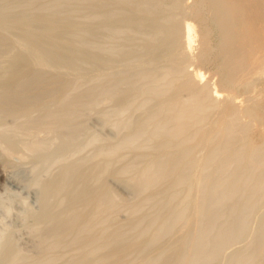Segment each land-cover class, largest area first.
<instances>
[{"label":"bare ground","instance_id":"1","mask_svg":"<svg viewBox=\"0 0 264 264\" xmlns=\"http://www.w3.org/2000/svg\"><path fill=\"white\" fill-rule=\"evenodd\" d=\"M23 1L20 0L21 3ZM25 1H24V3H25ZM27 1H28L29 4L30 3H33L32 0H27ZM27 1H26V3H27ZM29 1H31V2H29ZM34 1L35 2L33 3V5L38 0L37 1L34 0ZM39 1H38V3H39ZM62 1L63 0H58V1L55 0L56 3H54V1H51V0H48V1H45L44 0V4L42 3L43 1L42 2L40 1V3H42V4H40V3L38 4L37 3V5L36 4L35 5L37 7H39V8H40L39 5H42V6L44 5V7L41 6V8L43 10L40 9V11H39L38 8L36 10H38L41 13L43 11V13H44L45 11L48 12L49 10H50V12H53L59 6H60L59 7L60 9L61 8L64 9V7H66L69 4V2H67L68 4L64 5V1H63V3H62L64 5V7H63L62 4L59 5V3H61ZM66 1H68V0H66ZM79 1L81 2V0H79ZM87 1H90V0H86L85 3ZM119 1H121V2H118V3L122 4V7L120 6L119 8L125 9V10H122L125 13H127V12L136 13V12H139L140 11L139 13L142 12L143 15H138V16L139 17L142 16L143 17V18L141 17L142 19H144V17L149 18V19L152 16L153 17L149 21L150 23L151 22L152 23L150 25H148V27L146 25L145 28H144V26H142V27L139 26V23H140L139 20H141V19H139V17H138L139 20L135 18L137 22L133 21L134 23H131L130 24L131 27L134 28L133 29L134 31L131 30L134 33H132L129 30V29H132L131 27L130 28L128 27L130 25L127 24L128 25L127 26V29L129 30V32H128V30H126V26H125V28H123L124 29L123 30V29H120V26L121 25L117 24L118 27H119V29H120V31L122 30V32H123L122 33V32H120L118 30V32H119L118 33L117 32V29L118 28L115 25V27H116L115 29H116V32L118 34H120V35L122 34L121 36H123L125 34L124 32H127V33H129V35L130 34L132 35V40L135 38V35L136 36H139L140 35L141 37H144V39H140L141 38L140 37L138 41L145 40V38H147V39H150L151 38L150 41L146 39L147 41H145V42L147 44L143 43V44H145L144 46H146L145 49H147V47H148V49H150V48L152 49V50L150 49L151 51L157 49L158 46H160V45H158V43H156L157 40L158 41L160 40L161 46L163 45L165 47V49H167L166 46L164 45V43L165 44H166V42L168 44H169V42L174 43V42H177V40H179L182 37L184 39V41H185L186 48H184L182 51H180V53L182 52L183 54H185L184 61L187 62V64L189 65L190 68H191V66L193 67L192 69H189L188 70V67H187L188 65H187L186 66V69L184 68V70H186V75H185L186 78H185V80L181 84L180 88L176 92H174L173 95L171 94L172 96H169L168 95L169 97L168 96L165 97V99L163 100V104L164 105L162 104L160 106L162 109L159 108V107H157V111L158 112H154L153 113V111H152L153 114L147 116L146 119L144 118L145 116H143V120L141 119L142 122H140L141 124L139 123L140 125L138 124V126H137L138 128L136 127L137 128L136 129V132H134L133 135L129 133L130 136L126 138L127 139L126 141L125 140H122V143H124V145H123L124 148L123 149H127L126 147H129V149H127L126 151L131 150L130 148H134L133 149V152H135V151H138L139 152V150L141 148L140 151H142L143 154H144L145 146L143 147V149H144V151H143L142 144L144 145V144L147 143L145 139H147V138L148 139H151L150 141H148V139H147V141H148L147 144H149V146H150L151 141L154 144L157 143V142H155V140L153 141V139H156V138L157 139H160V138H162L161 136H163V141H162V139L161 140H158V144H160L159 141H162L161 144L159 145V147H160L161 150H159L158 145H156L158 147V149H156L157 147H153L154 144L152 146L153 148H151V146H150L151 149H154V148L156 149L154 151H157L158 152V150H159V152H161V153H162V149L167 152L168 149L171 148L172 145H175V144H176L177 147H179L180 144L183 145L184 143L185 144L186 143L187 144L188 143H192V141L194 139H196V136H197L198 132H200V130L202 128H204L211 121V119L218 112V110L220 109V107L222 105H225L224 104L225 102H226V105L223 106L224 107L223 110L220 109V111H219L220 114L218 113L219 114L218 120L217 121H213V122H215V125H213L214 128L211 130L212 132H210L211 133V139H210V141H208L207 144H202V145H201V143L198 144L199 142H201V140L199 142H197V144H198L197 146L198 147H199V145H201L202 147L205 148L204 151L207 150L206 148L209 149V151L207 150L208 151L207 152L208 154L205 157H202V159L199 158L197 160V158H196L198 156L197 155V156H195L196 159L193 156H189V158L191 159V161L190 160H187L186 159V158H188L187 157L188 156L187 154H189V152L191 150L190 147H188L189 150L186 149L187 146L184 147L185 150H183V148L180 150L181 147H179L178 150H173V149H175L174 147H176V146H174L171 149L173 151H176V154L174 152V155L173 156H170V155H172V154H170L169 157H168V156H166V152H165V155H164V151H163V154L162 155H164V156H162L160 154L161 157L158 156V158L154 157L153 156L154 154H151L152 156L148 158V156H149L148 154L149 153L148 152L147 153L145 152L148 156L146 155V157H145V154H144V157H142L144 159H141V155H142L141 152H139L140 153V158H139V157H136L139 154H137V153L134 154L133 152H131V151L129 152L128 151V153L131 156L136 155V156H133V157L137 158V160L140 159L142 161L143 160L146 161V158H148V159H150L152 157L154 158V160L152 159L153 161L151 160L150 162L147 159L148 161H146V164L143 165V166H142V164H144L145 162L143 163V162L140 161V163H141V168H140V166L138 165L139 164L138 161L135 160V158H132L130 155L128 156V154H127V152L125 150H124V152H126V153H120L122 151H118L119 154H121L122 157H125V156H126V158H127V156L129 157L128 158L129 159V163L125 162V163H127V164H125V166L127 165V167L124 166L125 169L127 170V172L129 170L131 171L132 169L135 170L134 168H136L137 171L140 170L138 172L135 170L137 172V175H136V173L133 174L132 176L130 175L132 178H133V176L135 177L134 179H132V181L134 180L132 183L134 185L136 184L135 186L137 188L134 186L138 190V191H136V193H137V195L139 197L141 196V199L140 200H138L137 202L134 201L135 204H133L134 202L133 203H130L131 204L130 207H128L130 205L129 203H128L129 205L126 204L127 207H128V209H130L131 213H130V211L128 209L125 208L126 207L125 204H124L125 205L124 206V205H122L123 203L121 204V201L120 202L117 201V200H119V197L117 198V196H115L117 194H115L114 191L113 192H114L115 195L113 194L112 191H109V190H111V188H109V187H108L109 190L108 189L102 190V187L103 186L101 185L102 186L101 187V190L102 191L99 190V192H97L96 194L95 193L93 194V192H92V195L90 197H89V194H88L87 195V197L89 198L88 202H86L87 200L86 201L83 200L84 198L81 199L79 197V195H77L78 192L76 190L77 193L74 192L73 195L75 197L77 195V197H79V199H75L74 196H73L74 197L73 199L79 201V202H77V205H78L77 207L80 209L82 202H84V203L86 202L85 203L86 205L84 204L85 205L84 208H83L84 205L82 206V208H83L82 210H77L78 208L76 209V207H74L72 205L76 209V210H74L72 208L73 209L72 211H77L76 215L73 214L75 212H71L69 210L71 212V213L70 212L69 213L70 214H73V215L70 216L68 214V218H66L67 216H64L66 218V220L68 219V220H72V221H69L68 222L64 218H62L63 220H62V222H61L62 224H61L59 221L61 219L60 216H62L63 214L60 215L59 217L57 215V217L60 218V219H58V218H56V219H58L57 221L61 225H60L59 228L57 227V229H55L56 227H54V231L56 230L55 233L52 232V233H54L53 234L54 235V237H53L54 242L51 241L50 242V245L52 244V247L53 248H55V247L58 248L59 246L62 248V245L63 244L66 245V243H69L67 245V247L68 246H71V248H73L72 249L73 251L71 249L70 250L73 253H74V250L76 249V250H79V254L82 252L83 254H86V256H87V253L88 254L90 252L92 253V251L94 250L95 245H97V244H98L97 245L98 247H101L102 248V246H103V248H104L103 250H105V248H106L105 244L111 243L110 241L115 242V241L119 240V238H121L120 240H123L121 236H124V238H125L126 237V234L127 235L129 234V233H126V231H125L126 229L123 230V226H121L122 225V221H121V224H120V222L118 223V220H117L119 218L118 217V214H121L120 213L121 211H126V212L129 211L131 218H129L128 220H130V219H132V216H134V214L136 215L135 217H137V213L144 206V208L141 211L143 213V211L145 210V208L148 207V204H149L150 207H151V205L153 206V210H156L157 208H155V207H157L158 204L160 205V202L157 201L158 204L156 205L155 199L156 200H160L162 197L165 199V195L164 196H161V198L158 197V195L159 194L162 195V193L164 192V190H166L165 192H167L169 190L171 191V189H165V186L163 184L165 180L167 181L169 179V182L171 180H173V182H174L173 183L171 181V184L173 183L174 185L172 184V185H169V186H168V184H170V183L168 181L165 182L166 185H167V187H169V188L174 187L175 189H176V187L177 188L179 187L181 189V187L183 185L185 186V184L187 182V179L190 176H192L193 174H195V173H193V174L190 175L189 173H191L193 171L194 172L196 171L197 176L195 177L193 175L195 177V183H194V185H192L191 183H189L188 185H191V187L189 186L190 189L187 190L188 193L187 192H185L186 194L184 193L186 197L188 196L185 199L190 198V196L193 197V205L192 206L194 207V210L190 206L191 207V213H190V215H187V213L189 214L190 210L188 208L189 205L188 206H185V205H187V202L190 203V201H191L192 198L189 201L186 200L187 202L182 199L183 201H185V203H184L185 205L183 207L184 209L178 208L179 209L178 212L177 213L174 212L175 214L172 215V217H170V215L168 217V215L166 214L167 215L166 218H169L170 219V220L169 219L166 220V222L164 220V222L167 225V227H169L168 231H167L166 228H165V231L162 230L164 228V226H166V225L163 224L164 222H163V219L161 218L162 219V222H163V223L162 222L161 223L164 226L162 228L161 227L162 225L160 226V224H159L160 227H158V228L159 229L161 228V230L163 231L162 232L160 230L161 233H163L162 235H164V232L166 233L165 235H167V233L170 232V230H172V228L170 229V226L172 224H169L170 225L169 226L168 225L169 222L170 223L173 222V225H174V222H176L177 220L180 221L179 219H181V218L183 220L184 219L183 217H185V216H188V221H189V223H188L189 225H187V226H189L188 229L185 226V224H184V226L186 228L185 229L182 228L183 229V232H185V233H183L184 236H182L183 234L181 233L182 234L181 235L182 238L180 237L181 241L178 242L179 238L175 239L177 237V235L174 238V240H177L178 245L176 246V243H177L176 242V243H173V245L175 244V246L172 247V240L173 239L171 240V243H168V245L170 247H172V249H174V247H175V251H174L175 253H174V255H172L173 254V251H172V253L170 252L172 258L169 257V261H171L170 259H172V261L169 263L168 259H166L168 257V255H169V253H166L165 251L164 252L166 254H164V255H167V254L168 255H167V257L164 256V258L168 262L163 261L164 259L162 261L165 262V263H169V264H207L209 262L210 263L211 262L213 263V261H216L214 259H216L217 256L219 254H221V252L223 254V251H225L227 249V247H229V246L231 247L232 245H235L234 242H236L235 241L236 239L238 240V237L239 236H243V235H241L242 234V230L244 231V233H246V236L245 237H247V232H249V231L243 229L244 228L243 223H244V221H247L246 218H249L250 219V220H248L249 223H252L254 221L252 219V217H254V215L252 217L251 216L248 217L247 214L248 215L249 214H253L254 213V210H256V209L253 210V208H256L259 204L260 205H263L261 203L264 200V0H163V2L165 4H163L162 1H161V3L163 4V7L164 8H162V6H161V9L160 10H157V11H154L155 9H157V7L154 8L153 3H152V6L153 7H149L151 5H149L148 2L147 3L146 2H143V0H119ZM150 1L151 0H149V3H150ZM152 1H154V0H152ZM3 2L1 1L0 7H3L5 9V7L7 5H10L9 6L10 8H11L12 5L14 7L15 4L18 3V0L16 2L15 1H11L13 3L15 2V4L11 3V4H7L6 6H2V3ZM8 2L6 0V2L4 4H6ZM70 2H72V0ZM83 2H84V0H82V3ZM24 3H22V5L25 6L26 3L25 4ZM28 3L26 5H28ZM85 3H84V5H87V7L91 5V4L88 5L89 2L87 4H85ZM92 3H93V1H92ZM95 3H96V1H95ZM118 3L115 2V0H108V1H106V0H97V3H96V5H97L96 7L97 8H94V9H95V11L97 10L100 15H103L104 14L103 17L109 16L110 18H112L110 15L111 14H114V13L112 12V10H110V8L112 6L118 7V5H119ZM46 4L47 5L48 4H52V5L58 4V5L55 6L54 9L52 8V6L48 5V9L49 10H46L45 9ZM75 4H77V3H75ZM155 4H157V6L160 5L159 3H157V1H155ZM22 5L20 4V6H22ZM69 5H71L72 7H75L74 3H71ZM80 5L81 4H79V7L78 6H76V7L79 8V9H80V7L82 8V6H80ZM92 5H94V4H92ZM145 5H149L148 6L149 8L147 6L145 7ZM36 6H34V7H36ZM13 7L11 9L13 11H16L14 13H17L18 4L14 7L15 9H13ZM28 7L29 6H27V7L25 6L24 9H27ZM32 7L33 6H30L29 8H31V10H32L33 9ZM3 8H0V9L3 10ZM22 8L23 7H21V9ZM29 8L27 10V12L29 14L31 12H32L31 13L32 15H33L34 12H36V13L39 14V12L36 11L35 9H33L31 11V10H29ZM70 8L71 7H68V10L67 11H69ZM159 8H160V6H159ZM8 9L9 8L7 6V9L6 10L7 11H9V10L11 11V9H9V10ZM65 9H67V7ZM88 9L93 12V14H92L91 11L89 12V14L91 13L92 14L91 16L93 17L94 14H95L94 13V10H93V6H92V9H90V7H88ZM6 10H4V11L7 12ZM120 10L118 12L119 13L118 14L119 17H121V16L123 18H124V16L126 17L125 13L123 15L121 13V15H120V12H122ZM25 11L26 10H24L23 12H25ZM59 11L61 12V10H57L56 13H59ZM67 11L64 10V12H67ZM113 11H114V9H113ZM47 12H45V14ZM106 12H108L109 15ZM153 12L154 13L156 12V13L153 14ZM21 13H22V11H21ZM21 13H19V14H21ZM105 13H106V15H105ZM7 14H9V12ZM129 14L127 16L128 18L131 15V14L130 15ZM17 15L15 14V16H17ZM32 15L30 17H32ZM87 15H86V17H87ZM95 15H96L95 16V19L96 18L99 19L97 17L98 14H95ZM100 15H99V17H100ZM114 15L117 16V14H114ZM22 16H26V15L23 14ZM40 16H42V15L40 14ZM18 17H20V15ZM35 17H37V15ZM92 17L90 19H92ZM22 18H24V17H22ZM131 18H133V17H131ZM70 19H72V18H70ZM103 19H105L103 23H106L105 21L106 20L108 21L109 18H107V19L106 18H102L100 20L103 21ZM124 19H126V18H124ZM73 20H76V19H73ZM85 20H87V19H85ZM92 20H94V19H92ZM100 20H99V22H97L98 20L97 21L94 20V21H96L97 23H100L101 22ZM144 20L143 21L145 23H148V21H146V19H144ZM76 21H78V20H76ZM79 21H82V20H79ZM113 21L114 20L112 19V23H113ZM143 21H142V25H143ZM85 22H87V21H85ZM108 22L106 24H108ZM122 22H124V21H122ZM173 22L174 23L177 22L176 23V26H174V23ZM74 23H76V22L74 21ZM126 23H128V22H126ZM129 23H130V20H129ZM170 23L173 24V26L171 25V27H174V28L171 29L168 32L169 28H168V25L167 24H170ZM84 24H86V23H84ZM113 24H115V22ZM34 25H37V24L35 23ZM110 25H111V23H110ZM123 25H122V27H124ZM76 26H78V25H75L74 27H76ZM88 26L90 27V25H88ZM55 27H56V25H55ZM136 27H137V29H135ZM140 27L143 28V29H146L147 31L150 29L149 33L151 32V34H152L153 37L150 36L151 34H148L147 35L148 37H147L146 34L148 32L144 33V35L146 37L143 34H141V31H139V30H142V29H140ZM42 28H44V27H42ZM52 28H53V26H52ZM105 28H106L107 32L108 31H111L113 29V28H108V27H105ZM89 29L91 31V27ZM94 29L96 30V27L95 28L93 27V30ZM109 29H111V30H109ZM52 30L53 29H51V31ZM84 30H82V31H84ZM97 30H96L97 32H96L95 35H98V32L101 30L100 26L97 27ZM137 30L140 33H137L136 34L135 32H138ZM48 31H49V29H48ZM74 32H77V31L74 30ZM84 32H86V31H84ZM84 32H82V33H84ZM93 32L95 33V31H93ZM114 32H115V30H114ZM142 32H144V31L142 30ZM41 33H42V31H41ZM68 33H67V35H68ZM78 33H79V31H78ZM94 33H92V34H94ZM102 33L103 32H101V34ZM69 34L71 36L70 35H68V36H70L71 38H73L72 36H74V35H72V34H74V33H69ZM111 34L114 36L116 33L115 34L114 33H110V35ZM76 35H78V34H76ZM76 35H75V38H76ZM85 35H87V33L86 34L84 33V36ZM88 35H87V37H88ZM112 35L110 37H112ZM129 35L127 34V36H126V38L128 40H130L129 38H131V36L128 37ZM2 36H4V35H2ZM2 36L0 37V39H1L0 40V43L1 42H4L2 40ZM28 36H30V35H28ZM68 36H66V37H68ZM80 36H82V35H80ZM80 36H78V37L81 39ZM106 36L109 37V34L108 35L106 34ZM116 37H113V38H116ZM118 37H120V36H118ZM157 37H158V39H157ZM63 38H65V37L63 36ZM86 38H84L85 39L84 41L87 40ZM92 38L94 39V37H92ZM154 38H155V40H154ZM80 39H79L77 45L79 43L80 44L83 43V41H82L83 39H81V40ZM61 40H62V38H61ZM96 40H98V38ZM99 40H100V38H99ZM115 40H118V39L116 38ZM152 40H154V41H152ZM133 41H135V39ZM133 41H129V42H133ZM138 41H136V42H138ZM101 42H103V40H101ZM101 42L99 41L100 44L99 45H96L95 47L100 46L99 47V48H101L100 52L101 53H104L106 49L103 50L104 52H102V49H103V47L106 48V46H103L102 47L101 44H103V43H101ZM196 42H197V47L195 46V43ZM88 43H90V41H88ZM172 43H170V44H171V46L173 48L170 46V47H168V49L169 48H172L174 50L176 45L173 46ZM4 44H5V42H4ZM93 44H94V41H93L92 44L90 43L91 46ZM95 44H98V41ZM84 45H85L84 43H83V46H82V44L80 45L82 49H83V47L86 46V45L85 46ZM90 45L88 44V46H86L85 48L91 47ZM134 45H133V47H135ZM137 45H138V43H137ZM142 45H141V49L145 50L143 48L144 46H142ZM177 45H179V44H177ZM40 46H42V45H40ZM161 46H160V49H161ZM11 47H12V45H11ZM11 47H8V49H10ZM121 47H124L123 46V42H122V46ZM121 47H120V44H119L118 49H115L114 50V53L117 54L116 50L125 49V47L124 48H121ZM194 47H196V49H198L196 53L194 52V49H195ZM3 48L5 49V46L4 45H3ZM4 49H2L1 51L3 52ZM89 49H86V50L90 51ZM141 49L140 48L139 49L138 48L137 49L135 48V50L136 51L138 50V52ZM172 49L171 50L169 49V50L172 52ZM94 50H96V49H94ZM108 50H110V51L108 52L106 50L107 53H111L110 55L113 56L114 55V54H112L113 51L111 52L112 49L109 48ZM130 50H131V48H130ZM157 50H155L156 53L158 52ZM46 51L48 52V50H46ZM98 51H99V49H98ZM124 51H122V52L124 53ZM131 51L133 52L134 50H131ZM49 52H51V51H49ZM63 52H64V50H63ZM95 52L93 51V53H95ZM100 52H96V53H100ZM126 52L124 53L125 55L127 54ZM138 52H136V53H138ZM142 53H145L146 54L147 52L144 51ZM154 53L151 56H154ZM116 54H115L116 57H119V55L120 56L122 55L121 54V51H120V54H118V55H116ZM139 54H141V53L140 52L138 53V55H137V57L139 56L138 58H142L141 56L144 55V54L143 55H139ZM160 54L164 55L163 53H160ZM48 55H47V57H48ZM74 55L76 56V54H74ZM99 55L98 56L96 55V56L99 57ZM128 55H126V56H128ZM156 55H159V53H157ZM162 55H159V56H162ZM132 56L135 57V54L132 55ZM51 57H50V59H51ZM56 57H57V55H56ZM69 57L71 58V56H69ZM93 57H94V55H93ZM157 57H155L156 60H157ZM61 58H59V60ZM78 58H80V57H76V59H78ZM89 58L90 59H95L96 57H94V58L89 57ZM151 58H150V60H151ZM159 58L160 57H158V59ZM26 59H28V58H26ZM65 59H64V61H65ZM103 59H106L107 60V58H105V57ZM72 60H73V58H72ZM82 60H83V58H82ZM100 60H101V58H100ZM106 60L104 62H106ZM75 61H77V60H75ZM60 62L62 63V61H60ZM71 62H70V65H71ZM14 63H15V65L17 64L16 62H14ZM26 63H27V61H26ZM84 63H85V61H84ZM93 63L96 64V61L93 62ZM76 64H78V63H76ZM86 64L91 65L90 63H87V62H86ZM19 65L17 64L16 69H18V68L20 69V67H18ZM28 65H29V63H28ZM22 66H23V64H21L20 71H17L15 73V75H13V73H9V74H12V76H13L11 80H10V78H5L6 76L4 77L5 79L10 80V81H9L8 84H6V82L5 83L3 82L6 86H4L2 88V90H0V112H3V113L5 112L4 110L6 108H3V107H7V109H10L11 110V111H8L7 110V112H5V113H10V112H12V110L17 109L16 111L18 113H20V114L24 113L25 114V115L24 114L23 115H20V116H22V118L23 117L25 118V116H29V117L32 116V113L30 112L31 111L30 109L32 107H37V109L40 112H41V110L39 108H41L42 110H44V108H45L44 112L43 111L41 112V113H43V114H41V117L38 115L39 116V119L38 118L36 119V117H35V119H36L35 120L34 117H32L35 120V121H32L33 119L31 120L30 119L31 117L30 118L27 117L28 119H30L28 121H30V122L32 121L31 123L28 122V121H25L26 119H24L23 121H25V124H23L24 122H22V123L19 122V124L21 123L22 124L21 126H24V125H26V124L29 123L28 124V126H29L28 127V131H30L29 130V128H30V129L34 130L33 132H37V131L42 132L41 133L42 135H43V130H46L47 129V133H48L49 130L61 128L64 125L67 126L68 120L71 121V123L69 122L68 126L65 127V128H69L70 129L72 127L71 128L72 130L75 129L76 127L75 128H73V127L76 126L77 123H76V125H74V122H77L79 119H78V117H76V119H78V120L77 121L74 120L75 118L73 117V114H74L75 111L77 113L79 107L82 108L81 105H83V104L86 103V102H84L85 101L84 97L86 98L87 95L85 96L84 94H87V93L84 92V91L80 92L79 91V88H78L79 86L76 85V86H78L77 87L78 90H77V88H76V90L79 91L80 93L77 92L76 90H73V88H71L74 91V93H75V94H72L73 91L70 90V87L69 86L67 87V85H68V84H66L67 82L66 83L62 82L61 78H59V77H53V75H52V77H48V76H40V77H37L38 74L34 75L35 73L33 74L32 71H31L32 73L29 72L24 66L23 67ZM163 67H165V66H163ZM176 67H178V66H176ZM36 69L39 70V68H36ZM36 69H35V71L37 72ZM179 69L175 68V66H172V68L169 67V68H163V69H161V71L158 70V72H161L160 74L158 73L159 75H157V71L156 70H155L156 71L155 72L156 75H153V72H152V76L148 73L149 74V77H148V74H146V76H147L146 78H149L150 79L148 85L150 83L153 84L154 82H158L156 84H158L159 86L157 85V88H156V84L155 83L152 86L151 85L147 86V81L149 79L148 80L147 79L143 80L144 78H142V80L144 82L147 80L145 82L146 85H145V83L143 84V85L147 86V88L145 86H144V88L147 90L148 88L149 89H152V87H154V91L152 89L151 91H153V92L151 94H155V95L157 94L156 97H158L159 94H162V93L165 94L166 91L163 89L165 85L164 86L162 85L163 86V88H162V86L160 87V83L159 82L160 81L161 82L164 81V83L166 82L168 85L171 84L172 82H175L174 81V79H175L174 77L177 74H178L177 75L178 76L177 78H179L181 74H185L182 71L183 70V67L181 68V71L182 72ZM142 70L141 71L138 70V72H140V73L145 72V71H142ZM147 70L148 69H146V72H147ZM41 71L42 70L40 69V72ZM43 71H45V70H43ZM135 72H133V75H134ZM179 73H180V75H179ZM42 74H44V73H42ZM130 75H131V73H130ZM135 75L137 76V78H138L137 80L139 82L140 81L142 82V80H141V77L142 76L145 77V75H141L140 80H139L138 74L136 73ZM119 76L120 75H118V77ZM127 76H129V75H127ZM127 76L125 75V78H123L124 77V75H123V77H122L123 80L126 79ZM106 77H108V76L106 75ZM129 77L134 78L133 76H129ZM98 78L99 79H96V80L98 82H100V77H98ZM104 78H105V76H104ZM109 78L111 80H113V81H111V84H113L112 82L117 81L119 83V85L122 86L121 85L122 83L119 82L118 79L115 80L116 79L115 77L112 76V78L111 77H109ZM121 79L119 78V80H121ZM37 80H39V81H37ZM102 80L103 79H101V82H102ZM104 81H105V79H104ZM128 81L127 82L126 81H123V82H126V84H127ZM131 81H129V83H128V88H129L130 84L132 86L133 83L139 85L138 82L136 83L133 80L134 82L132 83ZM151 81H153V83ZM19 83H20V85H21V83L25 84V87L22 90L19 89L20 88V86H18ZM75 83H73V84H75ZM105 83H107V84L109 83V85H110V82L109 81L108 82L106 81ZM0 84H1V82H0ZM73 84H71V87H73ZM92 84L94 85V83L91 82V85ZM79 85H80V87L83 88L86 84L84 86H81L82 84H79ZM102 85L101 86L99 85V87L100 88L103 87ZM105 85L106 84H104V87L103 88L106 89L107 88L106 86H108V85H106V86ZM114 85H115V83H114ZM168 85H167L168 88L166 86L165 87L167 89L170 88L172 90V88L170 87V85L169 86ZM17 86H18V89H17ZM55 86H57V88H58V86H60V91L59 90H56V91H59L60 92L58 98L55 96V99H57V101H55V103L57 102L56 109H50V108L53 107V106L52 107L50 106V104H53L52 103L53 100L51 101L49 99L47 101V102H49L48 103L49 105L48 104L46 105L48 107H44L43 102L40 103L41 102V99H42L40 97H42L44 94L46 96V94H47V96L49 95L48 98H52L53 92L56 93L55 92V89H57ZM111 86L114 87L113 88L114 90L112 89V87H110L109 93L111 92V90H112V93H113V91H116V89L118 90V93H119L120 90L115 87L116 85L115 86L111 85ZM135 86L133 85L132 87L135 88ZM140 86H142V84ZM140 86L137 87V90L140 89ZM89 87L90 88H93V89H90L91 91L94 90V86L93 87L89 86ZM96 87H98V86H96ZM123 88L125 89V88H127V86L126 87H123ZM123 88L120 87V89L122 91H123ZM133 88L129 89L128 92L126 93V95L123 92H122V94L119 93L121 95L124 94L123 97H122V98H124V100L123 101L122 100H119L120 101L119 104H122L121 105L122 108H120V107L118 108V106H120V105L116 102L118 104V106H117V108L115 107V109L113 111L114 112V115L119 114L121 116V114H122V113L119 112V110H117V112H116L117 114H116L115 113L116 109H120V110L122 109L121 111L123 112V114L126 115L125 111L128 110V107L129 106H131V102H132V104H134L136 102V101H134V99L136 97L135 94L138 95L139 92H140V90L141 91L143 90V94L146 93L145 92L146 90L144 91V88L138 90L139 91V92L137 91L138 93H136V90L133 89ZM158 88L159 89L162 88V90H156ZM99 89H98V91L100 92ZM80 90H81V88H80ZM95 90H96V88H95ZM104 90H103V92H104ZM107 90L108 89H106V93L108 95L107 96L105 95V96L108 97V98H110L111 96L109 95V93L107 92ZM173 91H175V90H173ZM94 93L96 94V92H94ZM141 93L142 92H140V95H142L144 98H146L145 100H147V97H148L146 95L147 93L145 95H143ZM76 94H78V96ZM95 94H93V97L94 96L96 97L97 94L96 95ZM99 94L102 95V96H104L102 94V90H101V92ZM114 95H116V94H114ZM121 95H119V96H121ZM148 95H150L149 92H148ZM116 96H118V95H116ZM142 96H138V97H142ZM154 96H151V97H153V99H154L155 98ZM98 97L99 96L97 95V101L98 102L100 101V103H101L102 100H104V98L100 97L99 98L100 100H98ZM112 97L114 98L113 95H112ZM88 98H89V95H88ZM88 98H87V100L89 101ZM144 98H142L141 102L143 101ZM45 100H47V99L45 98ZM93 100L90 99V101H91V102L89 101L90 104L92 103ZM109 100H111V99H109ZM160 100H162V99H160ZM94 101H93L94 105L97 106L98 105V102L95 103ZM106 101H107V99H106ZM147 101H149V99ZM93 103L91 105H93ZM142 103L145 104V103H148V102L145 101V102H142ZM154 104H156V103H154ZM140 105H141L140 103L139 104L137 103V106L138 107ZM55 106H56V104H55ZM84 106H86V105H84ZM95 106H93V107H95ZM145 106H147V105H143V107H145ZM155 106H157V105H155ZM87 107L90 108L89 106H87ZM87 107H84V108L87 109ZM18 108L21 109V110H24V111H20V110L18 111ZM140 108H142V107H140ZM2 109H4V110H2ZM123 109H126V110L123 111ZM135 109H138V108H135ZM159 109H161V110L159 111ZM154 110H155V108H154ZM79 111H80V109H79ZM79 111H78V113H79ZM134 111L135 110H133L132 112H134ZM81 112H83V109H82ZM5 113H4V115H5ZM18 113H17V115H19ZM13 114H14V111L12 112V115ZM15 114H16V112H15ZM17 115H15V116L17 117ZM35 115H36V113H35ZM79 115H81V113H79ZM119 115H117L118 118H119ZM6 116H7V114H6ZM33 116H34V114H33ZM70 118H73V119L70 120ZM20 120H21V118L18 119V120H15V121L17 122V121H20ZM122 121H124V119ZM120 122H117V123L120 124ZM213 122H212V124H213ZM17 125H18V123L16 124V126ZM70 125H71V127H70ZM12 126H13V124H12ZM12 126L10 125L9 127H11V128L8 127V129H10V130L13 129L14 130L16 128L15 126H13V128H12ZM6 127L7 126H4L3 128L5 129ZM19 128H21V127L19 126L18 129ZM23 128H22L23 131H25V126ZM4 129H2V130H4ZM8 129H7V131H10ZM66 130H68V129H66ZM72 130L71 131L70 130L69 131H66V132H69V133H67V134H69L67 136H66L65 131L62 130V132L65 133V135L61 132V134L63 135V137L62 136H60V137L62 139L64 137H66L65 139H68L67 138L68 136L69 137L70 136L72 137V135H73ZM209 130H210V128H209ZM5 131L6 130H4V132ZM20 131H21V129L19 130V132ZM53 131H55V130H53ZM57 131H58V133H55V135L60 133V130H57ZM25 132L27 133V131H25ZM31 132L32 131H30V133L28 132V134H31L32 135ZM70 132L72 133V135H71ZM201 132H203V131H201ZM207 133H209V132H207ZM207 133H206V135H208ZM37 134H38V132H37ZM37 134L35 133L36 137H37ZM31 135H29V137H32ZM38 135H40V133ZM59 135H58V137H59ZM201 135L199 137H201ZM25 136H26L25 138L27 139L28 138V135L25 134ZM127 136H128V134H127ZM143 136H145V139L143 138ZM158 136H159V138H158ZM71 137L69 138V140L71 139ZM199 137H197V139H200ZM206 137H204V138H206ZM41 138L39 139V141H40V143L38 145L39 148H41L40 146H44V143L42 144ZM139 138L145 140L146 143H144V141L141 140L143 142V143L141 142L142 143L141 144L140 141H139ZM204 138H203V142H204ZM29 139H31V138H29ZM32 139H33V137H32ZM32 139L30 141H32ZM34 139H33V141H34ZM30 141H27V142L30 143L28 145H33L34 143L32 142V144H31ZM137 141H139V142H137ZM205 141H206V139H205ZM27 142H26L25 146L27 145ZM122 143L120 142L119 145L117 143V145L116 146L114 145V147H112V148L114 149L115 147H118V149H119V147H121L120 144H122ZM139 143H140V146H141V147L139 146L140 148L137 147V145H136V144H139ZM134 145L137 148H139V150H137ZM194 146H196V144L195 145L193 144V147H191L192 150L194 149ZM197 146H196V148H198ZM26 147H29V146H26ZM177 147H176V149H177ZM30 148H31V146H30ZM112 148H110L109 150H111ZM147 148H149V147L146 145V149ZM150 148L147 149V150L150 151L151 150ZM1 149H2V147H1ZM113 149H112V151H109V152L107 150V153L108 154H106V151H104V152L101 151V152H99L100 154H98V155L100 156L101 153L103 152L104 157L113 156V154L115 155V152H116V149L117 148L115 150H113ZM171 149H169V150H171ZM32 150H33V147H32ZM34 150H35V148H34ZM1 151H3V150H1ZM6 151L8 152V149ZM173 151L171 153H173ZM195 151H197V150H195ZM195 151L193 150V151H191V153L192 152H195ZM112 152H113V154H112ZM168 152H170V151H168ZM3 154H5V150H4V153ZM6 154L9 155L8 153H6ZM103 154H102V156H103ZM122 154H125V156L122 155ZM157 154H155V156H157ZM205 154H206V152H205ZM116 155H118L117 152H116ZM118 156H120V155H118ZM130 157H131L132 160L130 159ZM191 157H193L194 159H192ZM219 158L222 159L221 160V164L218 163V162L217 163L214 162L213 163V166L214 165L217 166V164H219L220 166H218L217 168H214V170L212 168L213 171H210L211 173L208 171L209 172L208 173L207 172V169L205 170L204 167L207 164H209L210 162H213L214 160L215 161H218ZM130 161H133L134 163L137 162L136 165L138 167L133 162H131L132 164H130ZM75 168H77V166H75ZM75 168L72 171L73 174L70 171L72 175H74V172L77 170ZM99 168H100V166H99ZM206 168H208V167H206ZM103 169L104 168L99 169L101 175H105L106 172H108V171L103 172V171L106 170V169L105 170H103ZM67 170H69V169H67ZM101 170H103V171H101ZM120 170H122V169H120ZM203 170H205L206 172L203 171ZM124 171L125 170L123 169V172ZM66 172H65V176H67V179L68 180L66 179V177H64L63 179H65V182H66V180L69 181L68 176L69 177H72V175H69ZM70 172L68 171V173H70ZM102 172H103V174H102ZM119 172H120V174L123 173L121 171H119ZM81 173H83V172H80L79 175H82ZM83 174H85V173H83ZM100 174L98 176V173H97V175H96V176H98V179L97 180H99V177H101ZM77 176L78 175H76V177ZM130 176H129L128 181L131 178ZM80 177H78V178L80 179ZM83 177H84V175H83ZM84 178L81 177L80 180L82 181V179H84ZM86 178L88 179V177H86ZM89 178H90V176H89ZM191 178L192 177H190L189 179H191ZM207 178L210 179V182L208 183L207 187H205V186L203 187L204 180L209 181ZM73 179H74V182H77L75 180V178H73ZM101 179L102 178H100V181H101ZM189 179H188L189 182H192V181L194 182V180H193L194 178L191 179V181ZM85 181L87 182V180H85ZM102 181H101V183H102ZM161 181H163V183ZM207 181H205V182L207 183ZM74 182H73V184H74ZM86 182L85 183L84 182L83 183H80L79 182L80 186H79V184L78 185L76 183L75 184L77 185V187L82 188V189L78 188L82 192L83 191V187H85V186H83L84 184L86 185V187L89 186V184L87 185ZM88 182H89V180H88ZM129 182H131V180ZM158 182H161L162 183V185H161L162 187L164 186V188H163L164 190H161V191H163L162 193H160V191H157L158 186H160V184H161V183L159 184ZM81 184H83L82 185L83 187H81ZM106 184H105V186H106ZM188 185L185 186V187L186 188H189ZM105 186H104V188H107ZM90 187H92V186H89L87 188H90ZM154 187L157 188L156 189V192L154 190ZM160 187H159L158 190L162 189V187L161 188ZM185 187H182V188H184L183 190H185ZM73 188H76V187H73ZM179 188H178V191L180 190ZM151 189H153L155 193L159 192V194L157 193L158 195L153 192L156 195V197L159 198V199L156 198L155 195H154V198H155V199H153L154 201H150L153 204H150V202L148 201L150 199L152 200V197H151L152 196L151 195L152 192H151V194H148V193H150L149 191ZM92 190H94V189L92 188ZM193 190L194 191H197L196 192L197 193L196 197L193 196V194L191 195V193H192L191 191H193ZM72 191H75V189L74 190L72 189ZM84 191H86V190H84ZM94 191H96V190H94ZM180 191H182V189ZM180 191L178 192L179 195L181 193ZM81 192H79L80 195L83 194V192H82V194H81ZM175 192H176V190H174V195L168 196V198H171L170 200H171V203L172 204L170 203V200L167 198V195L168 194H166V199H167V201L169 200L168 203L171 206L172 205H175V204H179L178 202L175 203V201L177 200V198H180V197L184 196V195H182L180 197L179 196L174 197V196L177 195V192H176V195H175ZM89 193H91V191ZM172 193H173V190L171 191L170 194H172ZM85 194H87V193H85ZM174 198H176V200ZM80 200H81V203H80ZM172 200H175V201L172 202ZM147 201H148V203H147ZM183 201H180V205L183 203ZM69 203H70V201H69ZM74 203H75L74 205H76V202L75 201H74ZM78 203H80V204H78ZM166 203L167 202L164 201V205H166ZM173 203H175V204H173ZM191 203H190V205H191ZM120 204H121L122 207L120 206ZM169 204H167V205H169ZM79 205H80V207H79ZM180 205H177V206L180 207ZM161 206H163V205H161ZM161 206H159V207H161ZM225 206H227L226 207L227 210H225V208H224ZM165 207L167 208V206H165ZM260 207H259L261 209L260 211H263L264 206H263V209H262V206H260ZM168 208L169 209H172V210L174 208V211H175V208L176 207L174 206V207L170 208L168 206ZM147 209H146L145 213L148 212ZM249 209H251V210L249 211ZM187 210H188V212H187ZM192 210H193V212H192ZM258 210H257V212H260ZM82 213H85L86 214V218H85L86 220H85V222L83 221V219L81 220ZM142 213H141V218L139 216L140 215V213H139V215H138L139 218H133L129 222L127 220L128 223H126L125 225H126V227L129 228V230L134 229L135 230L134 232H136V229H138V228H139V230H142V233H140L141 231L138 230V233H140L139 236H142L143 232L146 231V233H144V235L146 236L147 234H149V231H148L149 229L148 228L151 227V226L149 225V227L147 228L148 230L143 231V229H142V228H144L143 226H145V225L148 226V223H146L144 221V219L145 220L146 219H149V217H148L149 215L148 216H145L144 215L145 213L144 214H142ZM142 215H144V217ZM225 215H227V216H225ZM69 217H72V218L74 217V218L73 219L72 218L70 219ZM158 217H159V215H158ZM158 217H156V220H158ZM160 217H162V214H161ZM160 217H159V219H160ZM225 217L226 218H228V217L231 218V220H230L229 223H231V221L233 220V218H234V220L236 218L237 219V220H235L236 224H234V225L229 224ZM163 218H165V217L163 216ZM153 219H150V222H152ZM52 220H53V218H52ZM64 220L67 222V224H66V222ZM251 220H253V221H251ZM141 221H144V223H146V224L145 225H142L141 224ZM153 221H154L153 223L158 222V221L155 222V220H153ZM186 221H187V219L185 220V223H187ZM58 222L55 223V224H57V226H59ZM82 222H84V223H82ZM150 222H149V224H150ZM153 223H152V225H153ZM158 223H160V222H158ZM179 223H181V222H179ZM118 224H120V228L122 227L121 229L120 228H118V229L117 228L112 229L113 230L112 233H114V231H115V233H114V235L116 234L115 236H117V234H118L117 237L120 236L119 238L116 237V240H115V236L113 234H112V236H114V237H110L111 232L109 233L108 230L110 228L115 227V225H118ZM259 224L262 225L261 223H259ZM140 225L142 226V228L140 227ZM176 225H177V223L174 226H176ZM230 225H231V228L229 227ZM153 226H155V224ZM94 227L98 228V230L95 231V232L92 231V230H94ZM255 227H257V226H255ZM96 228H95V230H96ZM155 228L153 229V231L155 230ZM247 228L249 229V227H247ZM260 228L262 230L260 232L261 235H259V236L257 235V237L259 239L255 236L258 239V241L256 239L257 243L252 246L253 242H252L251 239H249V241H246L248 243L246 244V242H245L246 245L244 244L245 245L244 247H246L247 245L248 246L250 245L252 247H248L247 246V249H245V248L242 247L243 250L245 249V251L244 252H240L238 254H236L234 252L236 255L233 258L232 257H229L230 260H231L229 262V264H252L253 262H258L259 264H264V225H263V228L262 227H260ZM255 230H257V229L255 228ZM73 231H75L74 232L75 235H74ZM156 231H158V233H155ZM156 231L154 232L155 234L153 232L151 233L152 234V237L150 236L151 239L152 238H155V235H158L159 234L160 231L158 229ZM245 231H247V232H245ZM127 232H132V231H127ZM181 232H182V230H181ZM108 233L110 235H108ZM257 234H259V232ZM71 235H72V237H71ZM136 235H137V232H136ZM179 235H180V233H179ZM69 236L72 239H70ZM129 236H130V234H129ZM160 236H161V234L158 235V236H156V238L153 239L154 241H150L151 239H149V243H150L149 246L151 245L152 242L155 243V240L159 241L158 239L161 238ZM106 237L107 238H110L109 239V242H106V243L104 242V244H103L102 243L103 241H108V240H106L107 239ZM136 237H135V239H136ZM112 238H114V241L112 240ZM240 238H243V237H239V239ZM53 239L51 238V240H53ZM138 239L140 240L142 238L139 237ZM144 240H146V241H144ZM49 241H50V239H49ZM132 241H130V242H132ZM141 241L147 242V239L143 238V240H141ZM134 242H135V240H134ZM134 242H132V243H134ZM141 243H143V242H141ZM166 243H167V241L164 244L166 245ZM140 244L137 245V246H140ZM48 245H49V243H48ZM127 245L128 244H126V246ZM130 245H132V244L129 243V246L127 248H126V246H124V248H126V249H125V251H124V249H122L123 252L118 250L119 252H121V254H118L117 253V254H115L116 256L112 254V256L110 255V256L107 257L105 255L106 257H103V258L100 257V259L103 262V263L102 262L101 263L102 264H113L114 261L117 260V261H119V263L122 262L124 264L123 261H126V260L128 261V259H129V256L128 255H130V254L132 255V253H134V250L136 251V249H137V248L134 249ZM134 245H135V243H134ZM154 245L155 244H153V248L151 247L152 251H150V252H155L156 250L159 249L157 247H154ZM163 245H161L162 246L161 248H163ZM168 245H166L167 248L169 247ZM141 246H142V244H141ZM143 246H145V244ZM63 247H65V246H63ZM166 247H164V248H166ZM50 248H51V246H50ZM63 249L65 251H68L69 250V249H66V248H62V250H60L62 253L58 250L60 252L59 253L57 251V249L55 248L56 252H58V253L54 257L56 258V256H58V254H59V256H61L64 253ZM153 249H155V251H153ZM170 249L171 248H169V250ZM48 250H49V248H48ZM55 250L52 249V252L51 253H53V251H55ZM98 250H101V249H98ZM114 250L115 249H113V251ZM149 250H150V248H149ZM150 252L148 254H152ZM164 252L161 251V252H159L157 254L164 253ZM73 253H71V255ZM75 253H76V251H75ZM77 253L75 254L76 257H78ZM94 253H96V254L98 253L97 249L94 250ZM83 254H82V256H83ZM102 254H103V252H102ZM90 255H92V254H90ZM153 255L155 256V258H154ZM153 255H151V256H153L154 260H156V258H157L156 256L157 255H155V254H153ZM62 256H64L63 259L64 258H67V260H68V257H69L68 255H67L68 257H65V255H62ZM82 256L79 259H82L83 258ZM102 256H104V255H102ZM158 256H159V258H161L160 255H158ZM161 256H163V254ZM72 257L73 256H71V258H69V262H71V263H73L72 261L75 260V259H72ZM55 258L52 259V260H55ZM58 258L59 257H57V259ZM61 259H62V257H61ZM63 259H62V261H63ZM100 259L99 260L97 259L96 261L99 263V261H101ZM145 259H147V258H145ZM82 261H84V259ZM96 261L93 262V264H97ZM142 261H144L142 264H151L152 263V260L150 261V259L149 260H142ZM64 262H66L65 259H64ZM69 262H66V263L68 264ZM75 262H78V261L76 260ZM158 262H160L159 259H158L157 263ZM80 263H81V261L79 262V264ZM84 263L86 264L87 262H84ZM140 263H141V261H140ZM157 263H155V264H157ZM87 264H90V262L87 263ZM91 264H92V262H91ZM160 264H162V262H160Z\"/></svg>","mask_w":264,"mask_h":264},{"label":"rangeland","instance_id":"2","mask_svg":"<svg viewBox=\"0 0 264 264\" xmlns=\"http://www.w3.org/2000/svg\"><path fill=\"white\" fill-rule=\"evenodd\" d=\"M1 1L3 2L2 3V6H6L7 4H11V3H13V2H11V1H17V0H7V2L8 3H6V4H4L5 2H6V0H0V3H1ZM23 1V0H22ZM25 1V0H24ZM24 1L22 2V3H24ZM27 1V0H26ZM26 1H25V3H26ZM33 1V3L35 2L34 0H32ZM37 1V0H36ZM39 1V0H38ZM38 1L35 3L36 5H37V3H38ZM43 4H44V0H40ZM40 1H39V3H40ZM45 1H48V0H45ZM51 1H54V3H56L55 2V0H51ZM58 1V0H57ZM63 1H64V5H66V4H68L67 2H69V4H71V3H74V5H75V7H72L71 5H67L66 7H67V9H65L66 7H64V5L62 4L63 3ZM61 3H59V5L60 4H62L63 5V7H64V9L63 8H59V7H57L56 9L57 10H61V12L59 11V13H56V9L53 11V12H50V10L48 9V5H50V6H52V8L54 9V7L55 6H57L58 4H55V5H52V4H46V6H45V9L46 10H49L48 12L47 11H45V12H47L46 14H45V12L43 13V9L41 8V6L42 5H39L40 6V8L39 7H37L35 4L33 5V3H28V1H27V3H28V5H26L25 3V6L27 7V6H33L32 8L33 9H37L38 8V10L40 11V9H42L41 11H42V13L41 12H39L38 10H36V11H38L39 12V14L38 13H36V12H34L33 13V15L31 14L32 12V10H31V8H29V10H31L30 12V14L27 12V10H28V8L27 9H24L25 8V6L24 5H22V3L20 2V0H18V9H17V13H14V12H16V11H13L11 8L13 7V5L11 6V8L9 7L10 5H7L8 6V8L9 9H11V11L9 10V11H7L6 9H7V6L5 7V9L3 8V7H0V8H3V10H1L0 12L2 13H0V35L2 36V35H4V36H2V40L5 42V44H4V42H1L0 43V51L2 50V49H4L3 48V45L5 46V49L3 50V52L1 51L0 52V82H1V84H0V90H2V88L4 87V86H6L4 83L6 82V84H8L9 83V81L12 79V74H9V73H13V75H15V73L17 72V71H20V69H21V64H23V66L29 71V72H33V74L34 75H36V74H38V76L37 77H40V76H48V77H52V75H53V77H59V78H61V80H62V82H64V83H66V84H68L67 85V87L69 86L70 87V90H72L71 88H73V90H76V88L78 87L79 88V91L80 92H82V91H84V92H86L87 94H84L85 96L87 95V97L85 98L84 97V99H85V101L84 102H86L85 104H83V105H81V107L82 108H80L79 107V109H80V111H79V109H78V111H79V113H81V115H79V113H78V111H77V113H76V111L74 112V114H73V117L75 118L74 120H78L77 122H74V125H76V123H77V125L76 126H74L73 128H75V129H71L72 127H71V125H70V129L69 128H65V127H67L68 126V124H69V122L71 123V121H69L68 120V124H67V126L66 125H64L63 127H61V128H57V129H53V130H55V131H53V130H49L48 131V133H47V129L46 130H43V135L41 134L42 132H39V131H37L38 132V134L40 133V135H38L37 134V132H33L34 130H32V129H30L29 128V130L30 131H32L31 133H32V135L31 134H28V132L30 133V131H28V124H26V125H24L25 126V131H27V133L25 132V131H23V127L24 126H21L22 124V122H24L23 124H25V121H28V120H32L33 118L32 117H34V119H35V117H36V119L38 118L39 119V116L41 117V114H43V113H41L42 111L44 112V110H45V108H44V110H42L41 108H39L40 110H41V112L37 109V107H32L30 110V112L32 113V116H25V118L23 117L22 118V116H20V115H23L24 113H22V114H20V113H18L16 110L17 109H15V110H12V112L14 111V114L12 115V112H10V113H5V112H7V110L8 111H11L10 109H7V107H3V108H6L5 110L4 109H2V110H4L5 112V115H4V113L3 112H0V264H65L66 262H69V258H71V256H73L72 257V259H75L74 261H72L73 263H71V262H69L68 264H79V262L81 261V263L80 264H85L84 262H87V263H89L90 262V264H91V262H92V264H93V262H95L97 259L99 260L100 259V257L101 258H103V257H108V256H112V254L113 255H115V254H121V252H119V251H122V249H124V251H125V249L129 246V243L130 244H132V245H130V246H132L134 249H136V251L134 250V253H132V255L130 254V255H128L129 256V259H128V261L126 260V261H123L124 262V264H142L144 261H142V260H149L150 259V261L152 260V263L153 264H155V263H157V261H158V259H159V261L160 262H162V264H164L165 262H168L169 261V257H171V253H172V251H173V254L172 255H174V251H175V247H174V249H172V247L173 246H175V244L173 245V243H176L177 242V240H174V238L176 237V235H177V237L175 238V239H177V238H179V240H178V242L179 241H181V239H180V237L182 238V236H184V234L183 233H185V232H183V229H185L186 227H187V229H188V227L189 226H187V225H189L188 223H189V221H188V216H185V217H183L185 220L187 219V223H185V220L183 219L182 220V218L181 219H179L180 221H176V222H174V225L177 223V227L176 226H174L173 225V222H169L168 223V225L169 224H172L171 226H170V229L172 228V230H170V232H168L167 233V235H165L166 233L164 232V235H162L163 233H161V231L163 230V231H165V228L167 229V231H168V229H169V227H167V225L165 224V222H166V220H168L169 218H166L167 217V215H168V217H169V215H170V217H172V215H174L175 213H177L178 212V208H181V209H184L183 207H184V203H185V201L187 200V201H189L191 198V201H190V203H191V205H190V203L189 202H187V205H185V206H188V208H189V210H190V212H189V214L187 213V215H190V213H191V207L193 208V210H194V207L192 206L193 205V197H191L190 196V198H188V199H185V198H187L186 196H185V192H187L188 193V191L187 190H189L190 189V187H191V185H188L189 183H191L192 185H194V183H195V177L197 176V174H196V171L194 172L193 170V172H191V173H189L190 175L191 174H193V173H195V174H193L192 176H190V177H192L191 179H193L194 180V182L192 183V182H189L188 181V179L190 178H188L187 179V182H186V184L188 185V187L189 188H186L185 186H187L186 184H185V186L183 185H181L182 187H185V190H183L184 188H182L181 186V189H182V191H180L181 193H180V195H179V191H178V188L176 187V189L174 188V187H172V188H169V187H167V185H166V183L165 182H169V179L166 181H164V183H163V181H161L163 184H164V186H165V189H171V191L173 190V193L172 194H170L171 193V191L169 192V191H167V192H165L166 190H164L163 188H164V186L162 187L161 185H162V183L161 182H158L159 184H160V186L162 187V189H160V190H158L159 189V187L160 186H158V189L157 188H155L154 187V190H155V192H156V189H157V191H160V193H162L163 191H161V190H164V192L162 193V195H160L159 194V192H157V193H155L154 192V190L153 189H151L149 192L150 193H148V194H151V192H152V200L150 199V200H148L149 202L150 201H154L153 199H155L154 198V195L155 194H157L158 195V197H160L161 198V196H164L165 195V199L163 198H161L160 200H156L155 199V203H156V205L158 204V202H160V205L158 204L157 205V207H155V208H157L156 210H153V206L151 205V207L149 206V204H148V209L147 208H145V210L143 211V213L141 212L142 211V209L144 208V206L142 207V209L137 213V217H135L136 215L134 214V216H132V219L133 218H139V216H140V218H141V213L142 214H144L145 213V211H146V209H147V211L148 212H146L144 215L145 216H148L149 217V219H144V221L146 222V223H148V226L147 225H145L146 223H144V221H141V224L142 225H145V226H143L144 228H142V226L140 225V227L143 229V231H145V230H148L149 231V234H147L146 236L144 235V233H146V231L145 232H143V234H142V236H139L140 235V233H142V230H139V228L138 229H136V232H137V235H136V232H134L135 230L134 229H131V230H129V228L128 227H126V223H128L130 220H132V219H130V220H128L129 218H131L130 217V213H131V211H130V209H128V207H130L131 206V204L130 203H133L134 201L135 202H137L138 200H140L141 199V196L139 197L138 195H137V193H136V191H138L136 188V184L134 185L132 182L134 181H132V179H134L135 177L133 176V178L131 177L133 174H135L136 173V175H137V172L138 171H140V170H136V168H134L135 170H129L128 172H127V170L125 169V167H127V165L125 166V164H127V163H129V153H128V151L130 152H133V149L134 148H130L131 150H128V151H126L127 149H129V147H126L127 149H123L124 148V143H122V140H127L126 138L127 137H129L130 135H129V133L130 134H134V132H136V129L138 128L137 126H138V124L140 123V122H142V120H143V116H145L144 118L146 119V117L147 116H149V115H151V114H153L154 112H158L157 111V107H159V108H161L160 106L163 104V100L165 99V97H167L168 95L169 96H172L173 94H174V92H176L179 88H180V86H181V84L183 83V81L185 80V75H186V70H184V68L186 69V66L188 65L187 64V62H185L184 61V56H185V54H183L182 52L180 53V51H182L184 48H186V45H185V41H184V39L181 37L179 40H177V42H174V43H172V42H169V44L170 43H172V45L173 46H175V49L173 50L172 48V46H171V44L169 45L167 42H166V44L164 43V45L166 46V48L168 49V47H172V48H169L170 50L172 49V52L168 49H165V47L162 45L161 46V42H160V40L158 41L157 40V42L156 43H158V45H160L161 46V49H160V46H158V50L157 49H155V50H157L158 52L157 53H159V55H162V54H160V53H163L164 55H162V56H159V55H156L157 53H156V51L155 50H153V51H151L150 49H148V47H147V49H145V47L146 46H144L145 44H147L145 41H147V40H149L150 41V39H147V38H145V40H142V41H138L139 40V38L141 37L140 35L139 36H136L135 35V41H133L132 40V35L130 34L129 35V33H127V32H124L125 34V36L123 35V36H121L120 34H118L119 32H118V30L120 31V29H123V28H125V26H126V30H128L127 29V26L128 25H130L131 23H134L133 21H135V22H137L136 21V19H138V15H143V13L141 12V13H139V12H136V13H133V12H127V13H125V12H123L122 10H125V9H123V8H119L120 6L122 7V4H120V3H118V2H121V1H117V0H115V2H117L119 5H118V7H114V6H112L111 8H110V10H112V12L114 13V14H117V16H115L114 14H111L110 16L112 17V18H110L109 16H106V17H103L104 16V14L103 15H100L99 13H98V11L96 12L95 11V9L94 8H97L96 6V3H97V0H95L96 1V3H95V1L94 0H92L93 1V3H92V1L90 0V1H87L86 3H85V1L86 0H84V2L82 3V0H81V2L79 1V0H72V2H70L69 0L68 1H66V0H63ZM74 1V2H73ZM106 1H108V0H106ZM152 1V0H151ZM150 1V3H149V0L147 1V0H143V2H148V4L149 5H151V6H149V5H145V7L147 6H149V7H153L152 6V3H153V5H154V8L155 7H157V9H155L154 11H157V10H160L161 9V6H162V8H164L163 7V4H165L164 2H163V0H154V1H152L151 2ZM155 1H157V3H159L160 5V8H159V6H157V4H155ZM161 1H162V3H161ZM15 2L13 3V4H15ZM29 2H31V1H29ZM50 2V1H49ZM48 2V3H49ZM89 2V3H88ZM22 5V6H20V4ZM38 3V4H39ZM42 3H40V4H42ZM47 3V2H46ZM75 3H79V4H81L80 6H82V8L80 7V9L79 8H77L76 6H78L79 7V4L77 5V4H75ZM84 3L85 4H87L88 3V5H92V4H94V5H92L93 6V10H94V13L95 14H98V18L99 19H95V14H94V16L92 17L91 15L93 14V12L91 11V10H89L88 9V7H90V9H92V6L90 5V6H88L87 7V5H84ZM17 4H15V6L17 5ZM145 4V3H144ZM73 5V6H74ZM156 5V6H155ZM14 6V7H15ZM34 6H36V7H34ZM87 8H86V7ZM13 7V9H15ZM21 7H23L22 9H21ZM42 7H44V5L42 6ZM68 7H71L70 9H69V11H67L68 10ZM148 7V8H149ZM119 8V9H118ZM153 8V9H154ZM113 9H114V11H113ZM121 9V10H120ZM4 10H6L7 12H5ZM20 12H19V11ZM24 10H26L25 12H23ZM52 10V9H51ZM64 10L65 11H67V12H64ZM119 10L120 11H122V12H120V15H121V13H122V15L125 13V15H126V17L124 16V18H126V19H124L122 16L121 17H119ZM21 11H22V13L24 14V15H26V16H22L23 14L21 13ZM92 12V14L90 13L89 14V12ZM9 12V14H7ZM11 12V13H10ZM14 15H13V14ZM19 13H21V14H19ZM36 13V14H35ZM106 13H108V12H106ZM106 13H105V15H106ZM132 15H130V14ZM156 13V12H155ZM154 12H153V14H155ZM15 14L17 15V16H15ZM29 14V15H28ZM40 14L43 16H40ZM44 14V15H43ZM88 14V15H87ZM128 14L130 15V17L128 18L127 16H128ZM20 15V17H18ZM32 15V17H30ZM37 15V17H35ZM86 15H87V17H86ZM99 15H100V17H99ZM108 15H109V13H108ZM113 15V16H112ZM13 16V17H12ZM115 16V17H114ZM150 16V15H149ZM22 17H24V18H22ZM34 17V18H33ZM42 17V18H41ZM85 17V18H84ZM92 17V19H94V20H98L97 22H99V20L100 19H102V18H109L108 19V21L106 20L105 22L107 23L108 22V24H106V23H103L104 22V20L105 19H103V21L102 20H100L101 22L100 23H97L96 21H94V20H92V19H90ZM118 17V18H117ZM131 17H133V18H131ZM142 16H140L139 17V19H141L142 21L144 20V19H146V21H148V23H145L144 21H143V25H142V21L141 20H139V22L141 23H139V26H144V28L146 27V25H147V27H148V25H150L151 23L149 22L150 21V19L153 17H151L150 19L149 18H146V17H144V19H142L141 18ZM70 18H72V19H70ZM136 18V19H135ZM17 19V20H16ZM31 19V20H30ZM33 19V20H32ZM73 19H76V20H78V21H76V20H73ZM85 19H87V20H85ZM112 19L114 20L113 21V23L115 22V24H113L112 23ZM132 19V20H131ZM148 19V20H147ZM43 20V21H42ZM45 20V21H44ZM73 20V21H72ZM79 20H82V21H79ZM129 20H130V23H129ZM20 23H19V22ZM23 21V22H22ZM48 21V22H47ZM74 21L76 22V23H74ZM85 21H87V22H85ZM91 23H90V22ZM122 21H124V22H122ZM128 22V23H126V22ZM25 22V23H24ZM44 22V23H43ZM23 23V24H22ZM37 24V25H34V24ZM47 23V24H46ZM49 23V24H48ZM84 23H86V24H84ZM88 23V24H87ZM90 23V24H89ZM93 23V24H92ZM96 23V24H95ZM110 23H111V25H110ZM126 25H125V24ZM174 23V22H173ZM177 23V22H176ZM176 23H174V26H176ZM117 24H119V25H121L120 26V29H119V27H118V25ZM124 24V25H123ZM128 24V25H127ZM17 25V26H16ZM50 25V26H49ZM55 25H56V27H55ZM68 25V26H67ZM75 25H78V26H76V27H74ZM88 25H90V27H91V31H90V27L88 26ZM107 25V26H106ZM113 25V26H112ZM115 25L117 26V32H116V27H115ZM122 25L124 26V27H122ZM134 25V24H133ZM132 25V26H133ZM168 25V28H169V30H168V32L171 30V29H173L174 27H171V25L173 26V24H167ZM34 26V27H33ZM44 27V28H42V27ZM52 26H53V28H52ZM100 26V28H101V30L98 32V35H95L96 34V32L99 30H97V27H99ZM110 26V27H109ZM39 27V28H38ZM47 27V28H46ZM51 27V28H50ZM73 27V28H72ZM87 27V28H86ZM93 27L95 28L96 27V30L94 29L93 30ZM105 27H108V28H113L112 30L111 29H109V30H111V31H108L107 32V30H106V28ZM122 27V28H121ZM129 28L131 27V25L130 26H128ZM135 27V26H134ZM138 27V26H137ZM137 27L135 28V29H137ZM140 27V29H142L144 32H142V30H139V31H141V34H143L144 35V33H146V32H148L147 34H146V36L148 35V34H151V32L149 33V31H150V29L147 31L146 29H143V28H141ZM62 30H61V29ZM72 28V29H71ZM85 30H84V29ZM132 29H129L130 31L132 30V31H134L133 29V27H131ZM28 29V30H27ZM39 29V30H38ZM42 29V30H41ZM48 29H49V31H48ZM51 29H53L52 31H51ZM59 29V30H58ZM22 30V31H21ZM31 30V31H30ZM44 30V31H43ZM57 30V31H56ZM64 30V31H63ZM74 30L75 31H77V32H74ZM82 30H84V31H86V32H84V31H82ZM104 30V31H103ZM114 30H115V32H114ZM124 30V29H123ZM125 30V31H126ZM129 30H128V32H129ZM137 30V31H138ZM41 31H42V33H41ZM51 31V32H50ZM67 31V32H66ZM78 31H79V33H78ZM89 31V32H88ZM93 31H95V33L93 32ZM131 31V32H132ZM135 32L136 34L137 33H140V32ZM28 32V33H27ZM55 32V33H54ZM74 33V34H72V35H74V36H72L73 38H71L70 36V34L69 33ZM82 32H84L85 34L87 33V35H88V37H87V35H85L84 36V33H82ZM94 33V34H92V33ZM101 32H103L102 34H101ZM116 33L118 36H120V37H118L116 34L113 36L112 34V37H110L111 35H110V33ZM120 32H122V30L120 31ZM130 32V33H131ZM44 33V34H43ZM67 33H68V35H70V36H68L67 35ZM81 33V34H80ZM123 33V32H122ZM129 35L128 37H130L131 36V38H129L130 40H128L127 38H126V36H127V34ZM132 33H134V32H132ZM24 34V35H23ZM34 34V35H33ZM50 34V35H49ZM55 34V35H54ZM76 34H78V35H76ZM82 35V36H80V35ZM91 34V35H90ZM101 34V35H100ZM106 34L108 35L109 34V37H107L106 36ZM28 35H30V36H28ZM43 37H42V36ZM75 35H76V38H75ZM0 36V37H1ZM63 36L65 37V38H63ZM66 36H68V37H66ZM78 36H80L81 37V39H83L82 41H83V43L86 45L87 43H88V41H90V43L92 44L93 43V41H94V44L91 46L90 45V43H88L91 47H89V48H85L86 46H88V44L85 46V47H83V49L81 48V44H82V46H83V43H79L78 45H77V43H78V41H79V37ZM117 36V37H116ZM145 36V35H144ZM145 36V37H146ZM150 36H152V34L150 35ZM149 36V37H150ZM4 37V38H3ZM50 37V38H49ZM78 37V38H77ZM87 37V38H86ZM92 37H94V39L92 38ZM98 38V40H96L97 38ZM113 37H116L118 40H115L116 38H113ZM134 37V36H133ZM148 37V36H147ZM153 37V36H152ZM43 38V39H42ZM49 38V39H48ZM60 38V39H59ZM61 38H62V40H61ZM84 38H86L87 40L86 41H84L85 39ZM99 38H100V40H99ZM110 38V39H109ZM33 39V40H32ZM68 39V40H67ZM77 39V40H76ZM80 39V40H81ZM92 39V40H91ZM127 39V40H126ZM140 39H144V37H141ZM147 39V40H146ZM153 39V38H152ZM157 39H158V37H157ZM1 40V39H0ZM8 40V41H7ZM59 40V41H58ZM61 40V41H60ZM74 40V41H73ZM101 40H103V42H101ZM154 40H155V38H154ZM154 40H152V41H154ZM98 41V44H95L96 42ZM99 41L101 42V43H103V44H101L102 45V47L103 46H106V48H104L103 47V49H102V52H104L103 50L104 49H106L108 52L110 51V50H108L109 48L110 49H112L111 50V52H112V54H114L113 56L112 55H110L111 53H107V51L105 50V52L104 53H101L100 52V50H101V48H99L100 46H98V47H95L96 45H99L100 43H99ZM125 41V42H124ZM128 41V42H127ZM129 41H133V42H129ZM136 41H138V42H136ZM144 41V42H143ZM9 42V43H8ZM11 42V43H10ZM37 42V43H36ZM81 42V41H80ZM122 42H123V46L125 47V49H120V50H116V52H117V54L116 53H114V50L115 49H118V46H119V44H120V47L122 46ZM142 42V43H141ZM77 45H75V44ZM129 43V44H128ZM132 45H131V44ZM137 43H138V45H137ZM140 43V44H139ZM143 43H145V44H143ZM149 43V42H148ZM3 44V45H2ZM12 45V47H11V45ZM135 44V45H134ZM143 44V45H142ZM168 44V45H167ZM177 44H179V45H177ZM2 45V46H1ZM40 45H42V46H40ZM47 47H45V46ZM50 45V46H49ZM59 45V46H58ZM68 45V46H67ZM133 45L135 46V47H133ZM138 47H137V46ZM141 45L142 46H144L143 48L145 49V50H143V49H141ZM74 46V47H73ZM131 46V47H130ZM195 46L197 47V42L195 43ZM8 47H11L10 49H8ZM66 47V48H65ZM109 47V48H108ZM124 47H121V48H124ZM128 47V48H127ZM196 47H194L195 49H196ZM55 48V49H54ZM66 50H65V49ZM69 48V49H68ZM72 48V49H71ZM81 48V49H80ZM99 49V51H98V49ZM130 48H131V50H134L133 52L130 50ZM135 48L137 49H141V50H139V52L141 53V54H139V55H143V56H141L142 58H138L137 57V55H138V50L136 51L135 50ZM164 48V49H163ZM44 49V50H43ZM52 49V50H51ZM54 49V50H53ZM68 49V50H67ZM74 49V50H73ZM76 49V50H75ZM86 49H89L90 51H88V50H86ZM94 49H96V50H94ZM194 49V52L196 53L197 52V50L198 49H196L195 50ZM46 50H48V52L49 51H51V52H47ZM62 50V51H61ZM63 50H64V52H63ZM125 50V51H124ZM160 50V51H159ZM164 50V51H163ZM93 51L95 52H100V53H93ZM119 51V52H118ZM120 51H121V56L119 55V57H116L115 56V54L116 55H118V54H120ZM122 51H124V53L126 52L127 54L126 55H128V56H126ZM129 51V52H128ZM138 52V53H136V52ZM144 52V51H146L147 53L145 54V53H142V52ZM151 51V52H150ZM47 54H46V53ZM56 52V53H55ZM58 52V53H57ZM131 52V53H130ZM154 53V56H151V55H153V53ZM170 52V53H169ZM51 53V54H50ZM53 53V54H52ZM85 53V54H84ZM151 53V54H150ZM50 56H49V55ZM72 54V55H71ZM74 54H76V56L74 55ZM78 54V55H77ZM82 54V55H81ZM100 54V55H99ZM134 55L135 54V57L134 56H132V55ZM166 54V55H165ZM47 55H48V57H47ZM53 55V56H52ZM56 55H57V57H56ZM71 56V58L69 57V56ZM93 55H94V57H96L95 59H90L89 57H92V58H94L93 57ZM99 55V57L101 58V60H100V58L99 57H97V56ZM156 55V56H155ZM52 56V57H51ZM105 58H107V60L106 59H103L104 57ZM123 56V57H122ZM132 56V57H131ZM160 57L159 59H158V57ZM50 57H51V59H50ZM62 57V58H61ZM76 57H80V58H78V59H76ZM103 57V58H102ZM151 58V60H150V58ZM155 57H157V60H156V58ZM26 58H28V59H26ZM59 58H61L60 60H59ZM65 59V61H64V59ZM72 58H73V60H72ZM82 58H83V60H82ZM89 58V59H88ZM186 58V57H185ZM56 59V60H55ZM77 60V61H75V60ZM88 59V60H87ZM22 60V61H21ZM53 60V61H52ZM70 60V61H69ZM90 60V61H89ZM106 60V62H104ZM183 60V61H182ZM26 61H27V63H26ZM60 61H62V63L60 62ZM72 61V62H71ZM79 61V62H78ZM84 61H85V63H84ZM92 61V62H91ZM96 61V64L98 65H96L95 63H93V62H95ZM98 61V62H97ZM102 61V62H101ZM14 62H16L19 66L18 67H20V69L18 68V69H16V67H17V64L15 65V63ZM22 62V63H21ZM70 62H71V65H70ZM86 62L87 63H90L91 65H88V64H86ZM25 63V64H24ZM28 63H29V65L31 66H29L28 65ZM76 63H78V64H76ZM93 63V64H92ZM181 63V64H180ZM14 65V66H13ZM94 67H93V66ZM96 65V66H95ZM22 66V67H23ZM163 66H165V67H163ZM172 66H175V68H177V69H179L180 71H181V68L183 67V73H185V74H181L180 75V73L182 72H180L179 73V75H180V77L179 78H177L178 76V74L174 77L175 79H174V81L175 82H172L171 84H169L170 85V87L172 88V90L169 88V89H167L168 87H167V83L165 84L164 83V81H160L159 83H160V87L163 85H165L164 86V88H163V86H162V88L166 91L165 92V94L164 93H162V94H159L158 95V97H156V95L155 94H151L153 91H154V87H152V89H153V91H151L152 89H145L144 88V86L146 85V81L149 79V78H146L147 76H146V74H150L151 76H152V72H153V75H156V71H157V75H159L161 72H158V70H160L161 71V69H163V68H172ZM176 66H178V67H176ZM191 66V65H190ZM161 67V68H160ZM188 67V70L189 69H192L193 67L191 66V68L189 67V65L187 66ZM36 68H39V70L38 69H36ZM160 68V69H159ZM12 69V70H11ZM16 69V70H15ZM30 69V70H29ZM35 69L37 70V72L35 71ZM40 69L42 70L41 72H40ZM143 69V70H142ZM145 69V70H144ZM146 69H148L147 70V72H146ZM43 70H45V71H43ZM137 70V71H136ZM138 70H142V71H145V72H142V73H140V72H138ZM153 70V71H152ZM156 70V71H155ZM10 71V72H9ZM15 71V72H14ZM118 71V72H117ZM127 71V72H126ZM132 71V72H131ZM136 71V72H135ZM31 72V73H32ZM125 74H124V73ZM133 72H135L134 73V75H133ZM151 72V73H150ZM42 73H44V74H42ZM46 73V74H45ZM115 75H114V74ZM119 73V74H118ZM123 73V74H122ZM130 73H131V75H130ZM138 74V76H139V80H140V77H141V75H145V77H141V80H142V78H144L143 80H145V79H147L145 82L142 80V82L140 81H138L137 79V76L135 75V74ZM145 73V74H144ZM159 73V74H158ZM112 74V75H111ZM149 74H148V77H149ZM55 75V76H54ZM106 75L108 76V77H106ZM118 75H120L119 77H118ZM123 75H124V77H123ZM125 75L127 76V75H129V76H133L134 78H131V77H129V76H127L126 77V79H124L123 80V78H125ZM6 76V77H5ZM104 76H105V78H104ZM112 76L113 77H115L116 79L115 80H117L118 79V81L119 82H121L122 84V86H120L119 85V83L117 82V81H114V82H112L113 84H111V81H113V80H111L109 77H111L112 78ZM118 78H117V77ZM136 76V77H135ZM10 78V80H7V79H5V78ZM36 77V78H37ZM98 77H100V82H101V79H103L102 80V82L100 83V82H98L96 79H99ZM123 77V78H122ZM108 78V79H107ZM119 78L121 79V80H119ZM94 81H93V80ZM104 79H105V81H104ZM110 79V80H109ZM114 79V78H113ZM131 81L132 83L135 81L136 83L138 82L139 83V85L138 84H135V83H133L132 84V86L134 85H136L135 86V88H133L132 86H131V84H130V86H129V88H128V83H129V81ZM180 79V80H179ZM128 81V83L126 84V82H123V81ZM134 80V81H133ZM152 80V79H151ZM37 81H39V80H37ZM77 83H75V82ZM90 81V82H89ZM104 81V82H103ZM110 82V85H109V83L107 84V83H105V82ZM149 81H150V79L147 81V86H149V85H153L154 83L156 84V83H158V82H154L153 83V81H151L153 84H149L148 85V83H149ZM4 82V83H3ZM91 82L92 83H94V92H96V94L99 96L98 97V100H100L99 98L100 97H102V98H104V100H102V102L100 103V101L98 102L97 101V95L93 92V91H91L90 89H93V88H90L89 86H91V87H93L92 85H91ZM98 84H97V83ZM73 83H75V84H73ZM100 83V84H99ZM114 83H115V85H114ZM145 83V85H143ZM162 83V84H161ZM71 84H73V87H71ZM79 84H82L81 86H84L85 84V88L83 87H80V85ZM103 84V85H102ZM104 84H106V85H108V86H106L107 88L106 89H108L107 90V92L109 93V90H110V87H112L111 85H113V86H115L116 88H118L120 91H119V93H121L122 94V92L123 93H125V95H126V93L128 92V90L129 89H131V88H133V89H135L136 90V93H138L139 91L138 90H140V89H143L144 88V91L147 93H144L143 94V90L141 91L140 90V92H142L141 94H143V95H147L146 97H147V100L149 99V101H147V100H145L146 98H144L142 95H140V92H139V94L137 95V94H135V99H134V101H136L134 104L136 105H134V104H132V102H131V106H129L128 107V110H126V109H123V111L124 110H126L125 111V113H126V115L125 114H123V112L120 110V109H116V111H115V113L117 112V110H119V112L120 113H122L121 114V116L119 115V114H117V115H119V118L117 117V115H114V109H115V107L117 108V106H118V104L120 103V101L119 100H124V98H122L123 97V95H121V94H119L118 93V90L116 89V91H113V93H112V90H111V94L109 93V95L111 96H109L110 98H108V97H106L108 94L106 93V89L105 88H103L104 87ZM142 84V86H140ZM180 84V85H179ZM75 85V86H74ZM76 85H78V86H76ZM99 85L101 86H103V87H99ZM157 85L158 84H156V88H157ZM168 85V86H169ZM18 86H20V90H22L24 87H25V84H23V83H21V85H20V83H19V85ZM18 86H17V89H18ZM96 86H98V87H96ZM127 86V88H123V87H126ZM140 86V89H138L137 90V87H139ZM147 86H145L146 88H147ZM150 86V87H151ZM159 86V85H158ZM22 87V88H21ZM56 88H57V86H55ZM120 87H122L123 88V91L120 89ZM78 88H77V90H78ZM80 88H81V90H80ZM88 88V89H87ZM95 88H96V90H95ZM100 90V92H101V90H102V94L106 97H104V96H102V95H100L99 93V91H98V89ZM114 87H112V89H113ZM162 88H158V89H156V90H162ZM166 88V89H165ZM84 89V90H83ZM105 89V90H104ZM19 90V91H20ZM56 90H59L60 91V86H58V88L57 89H55V92L56 93H54L53 92V96H52V98H48V96H47V94H46V96H45V94L42 96V97H40V98H42L41 99V102L40 103H42L43 102V104H44V107H48V106H46L49 102H47L48 101V99L49 100H53L52 101V103L53 104H50V106L52 107V108H50V109H56V107H57V102L55 103V101H57V99H55V96L58 98L59 97V91H56ZM72 90V91H73ZM76 90V91H77ZM103 90H104V92H103ZM114 90V89H113ZM155 90V91H156ZM173 90H175V91H173ZM75 91V92H76ZM79 91H77V92H79ZM138 91V92H137ZM151 91V92H150ZM58 92V93H57ZM76 92V93H77ZM79 92V93H80ZM83 92V93H84ZM93 92V93H92ZM98 92V93H97ZM116 92V93H115ZM148 92L150 93V95H148ZM173 92V93H172ZM92 93V94H91ZM118 93V94H117ZM168 93V94H167ZM72 94H75L74 93V91H73V93ZM91 94V95H90ZM93 94H95L96 95V97L94 96L93 97ZM114 94H116V95H121V96H116V95H114ZM167 94V95H166ZM172 94V95H171ZM58 95V96H57ZM77 96H78V94H76ZM83 95V96H84ZM88 95H89V98H88ZM112 95L114 96V98L112 97ZM155 95V96H154ZM138 96H142V97H138ZM150 96V97H149ZM151 96H154L155 98L153 99V97H151ZM160 96V97H159ZM162 96V97H161ZM168 96V97H169ZM92 97V98H91ZM116 97V98H115ZM125 97V96H124ZM164 97V98H163ZM45 98L47 99V100H45ZM87 98L89 99V101H90V99L91 100H93L94 98V102L96 103V102H98V105L97 106H95L94 105V103H93V101H92V103H93V105H91L90 104V102L87 100ZM142 98H144L143 99V101L142 102H148V103H142L141 102V100H142ZM159 100H158V99ZM44 99V100H43ZM106 99H107V101H106ZM109 99H111V100H109ZM138 101H137V100ZM156 99V100H155ZM160 99H162V100H160ZM152 100V101H151ZM155 100V101H154ZM121 101V102H122ZM158 101V102H157ZM160 101V102H159ZM47 102V103H46ZM118 104H117V103ZM56 104V106H55V104ZM100 103V104H99ZM116 103V104H115ZM137 103L139 104H141L139 107L137 106ZM154 103H156V104H154ZM147 105V106H145V107H143V105ZM225 105H226V102L224 103ZM49 105V104H48ZM84 105H86V106H84ZM120 106H118V108L120 107V108H122V104H119ZM134 105V106H133ZM155 105H157V106H155ZM164 105V104H163ZM225 105H222L221 107H220V109L221 110H223V106H225ZM87 107V106H89L90 108H88L87 107V109L86 108H84V107ZM93 106H95V107H93ZM134 107V108H133ZM140 107H142V108H140ZM155 108V110H154V108ZM2 108V107H1ZM130 108V109H129ZM135 108H138V109H135ZM152 108V109H151ZM82 109H83V112H81L82 111ZM162 109V108H161ZM161 109H159V111L161 110ZM220 109L218 110V112L213 116V118L211 119V121L204 127V128H202L201 130H200V132H198V134H197V136H196V139H194L193 141H192V143H182L183 145H181L180 144V146L179 147H181L180 148V150L183 148V150H185V148L184 147H186V149H188V147H190V152H189V154H187L186 156L188 157V158H186L187 160H190L191 161V159L189 158V156H193L194 158H195V156H197L196 158H197V160L200 158V159H202V157H205L208 153V151H209V149L208 148H206L207 150L206 151H204L205 150V148L204 147H202L201 145L202 144H207L208 143V141H210V139H211V133L210 132H212L211 130L214 128V126L213 125H215V122H213V121H217L218 120V117H219V111H220ZM24 111V110H21V109H19L18 108V111ZM133 110H135L134 112H132ZM152 111H153V113H152ZM15 112H16V114H15ZM131 112V113H130ZM148 112V113H147ZM17 113L19 114V115H17ZM30 113V114H31ZM35 113H36V115H35ZM76 113V114H75ZM219 113V114H218ZM6 114H7V116H6ZM33 114H34V116H33ZM147 114V115H146ZM15 115H17V117L15 116ZM25 115V114H24ZM39 115V116H38ZM76 115V116H75ZM123 115V116H122ZM125 115V116H124ZM218 115V116H217ZM20 116V117H19ZM80 116V117H79ZM116 116V117H115ZM19 117V118H18ZM30 118V119H28V118ZM76 117H78V119H76ZM17 118V119H16ZM21 118V120L20 121H15V120H18V119H20ZM217 118V119H216ZM24 119H26L25 121H23ZM32 120V121H35V120ZM71 119H73V118H70V120ZM124 119V121H122V120ZM127 119V120H126ZM142 119V120H141ZM73 120V121H74ZM118 120V121H117ZM127 122H126V121ZM141 120V121H140ZM31 121V122H32ZM121 121V122H120ZM19 122H21L20 124H19ZM28 122H30V121H28ZM30 122V123H31ZM117 122H120V124H118ZM212 122H213V124H212ZM18 123V125L16 126V124ZM137 123V124H136ZM12 124H13V126H15L17 129H18V127L20 126L21 128H19L18 130L16 129H8V127L11 125L12 126ZM141 124V123H140ZM139 124V125H140ZM212 124V125H211ZM124 125V126H123ZM4 126H7L5 129L3 128ZM13 126H12V128H13ZM27 126V127H26ZM31 126V125H30ZM73 126V125H72ZM133 126V127H132ZM135 127V128H134ZM137 127V128H136ZM208 127V128H207ZM9 128H11V127H9ZM23 128V129H22ZM209 128H210V130H209ZM2 129H4V130H6L5 132H4V130H2ZM7 129L8 130H10V131H7ZM21 129V131L19 132V130ZM27 129V130H26ZM66 129H68V130H66V131H71L72 130V132H73V135H72V133H71V135H72V137H71V139L69 140V136L67 137L68 139H65L66 137H64L63 139L60 137V136H62L63 137V135L61 134V132H62V130L63 131H65ZM57 130H60V135L59 134H56L55 135V133H58V131ZM46 131V132H45ZM51 131V132H50ZM65 131V133H66V136L67 135H69V134H67V133H69V132H66ZM75 131V132H74ZM201 131H203V132H201ZM27 134L28 135V138L26 139L25 137V134ZM207 132H209V133H207ZM34 133V134H33ZM35 133L37 134V137H36V135H35ZM45 133V134H44ZM63 133V132H62ZM65 133H63L64 135H65ZM206 133L208 134V135H206ZM127 134H128V136H127ZM202 134V135H201ZM29 135H31L32 137H33V139H34V141H33V139H32V137H29ZM34 135V136H33ZM58 135H59V137H58ZM131 135V136H132ZM201 135V137H199ZM207 136V137H206ZM42 137V138H41ZM141 137V136H140ZM162 138H160V139H153V141L155 140V142H157L156 144H154V143H152V141H151V144H150V146H151V148H153V147H157L156 145H158V147H159V145L161 144V142L163 141V136H161ZM197 137H199L200 139H197ZM204 137H206V138H204ZM29 138H31L32 139V141H30L31 139H29ZM41 138V141H42V144L44 143V146H40L41 148H39V143H40V141H39V139ZM142 138V137H141ZM143 138L145 139V136H143ZM147 138V137H146ZM158 138H159V136H158ZM203 138H204V142H203ZM65 139V140H64ZM148 139V138H147ZM147 139H145L146 140V142L148 143V141H150L151 139H148V141H147ZM162 139V141H159V143L160 144H158V140H161ZM205 139H206V141H205ZM38 140V141H37ZM141 140H143V139H140L139 138V141H140V143L142 142ZM145 140H143L144 141V143H146L145 142ZM201 140V142H199ZM27 141H30L31 142V144H32V142L34 143L33 145H28V144H30L29 142H27V145L26 146H29V147H26L25 146V144H26V142ZM65 143H64V142ZM139 141H137V142H139ZM122 143V144H120L121 145V147H119V149H118V147H115L114 149L112 148V147H114V145L116 146L117 145V143H118V145H119V143ZM195 142V143H194ZM197 142H199L198 144H200L201 143V145H199V147L197 146L198 144H197ZM203 142V143H202ZM140 143L139 144H136L137 145V147H139L140 146ZM143 143V142H142ZM141 143V144H142ZM142 144V149H143V147L145 146V151H144V149H143V151H144V154H145V157H146V153L148 152L149 154V156H148V158L149 157H151L152 155L151 154H154L153 156L154 157H156V158H158V156L159 157H161V155L163 154V149H162V153L161 152H159V150H161L160 149V147H159V150H158V152L157 151H154V150H156V149H158V147L155 149H151L150 148V146H149V144ZM150 143V142H149ZM153 144H154V146H153ZM193 144L195 145L196 144V146L199 148H196V146H194V151L195 150H197V151H195V152H192L191 153V151H193L192 150V148L191 147H193ZM41 145V144H40ZM146 145L151 149L150 151L149 150H147V149H149V148H147L146 149ZM189 145V146H188ZM30 146H31V148H30ZM38 146V147H37ZM135 146V145H134ZM133 146V147H134ZM153 146V147H152ZM174 146H176V144L175 145H172V147H174ZM1 147H2V149H1ZM32 147H33V150H32ZM136 146H135V148L137 149V150H139V148L141 147H139V148H137ZM171 147V148H172ZM177 147V146H176ZM176 147H174L175 149H173V150H178L179 149V147H177V149H176ZM34 148H35V150H34ZM110 148H112L113 150H115L116 148L118 149H116V152H117V154L118 155H120L121 156V154H119V152L118 151H122V152H120V153H126L127 152V154H128V156H127V158H126V156H125V154H122V155H124L125 157H120V156H118V155H116V152H115V155L113 154V152H112V154H113V156H109V157H104V154H103V152L104 151H106V154H108L107 153V150H108V152L109 151H112V149L111 150H109ZM171 148H169V149H171ZM196 148V149H195ZM8 149V152L6 151ZM135 149V150H136ZM168 149V151H170V152H166V151H164V155H165V152H166V156H168L169 157V155L170 154H172V155H170V156H173L174 155V152H175V154H176V151H173L172 149L171 150H169ZM1 150H3V151H1ZM4 150H5V154H3L4 153ZM124 150L126 151V152H124ZM134 150V151H135ZM140 150H141V148H140ZM139 150V152H141V154L143 155H141V159H144V158H142V157H144V154H143V152L142 151H140ZM189 150V149H188ZM101 151H103L102 153H101V157L98 155V154H100L99 152H101ZM173 151V153H171ZM204 151V152H203ZM3 152V153H2ZM138 151H135V152H133L134 154L135 153H137V154H139L138 156H136V155H133V156H136V157H139L140 158V153H139ZM146 152V153H145ZM205 152H206V154H205ZM6 153H8L9 155H7ZM159 155H158V154ZM198 153V154H197ZM200 153V154H199ZM102 154H103V156H102ZM110 154V153H109ZM155 154H157V156H155ZM161 154V155H160ZM194 154V155H193ZM111 155V154H110ZM164 155H162V156H164ZM131 156V155H130ZM133 156H131L132 158H135V157H133ZM131 157H130V159H131ZM193 157H191L192 159H194ZM126 158V159H125ZM148 158H146V161H148L149 160V162L153 159L154 160V158L152 157V158H150V159H148ZM165 158V157H164ZM195 158V159H196ZM148 159V160H147ZM166 159V158H165ZM132 160V159H131ZM134 160V159H133ZM135 160H137V158H135ZM152 160V161H153ZM221 160L222 159H220L219 158V160L218 161H213V162H210L209 164H207L204 168H205V170L207 169V172L209 171H213L214 170V168H217L218 166H220L219 164H217V166L216 165H214L213 166V163L214 162H218V163H220L221 164ZM138 161V165L140 166V168H141V163H140V161L141 162H145L144 164H142V166L143 165H145L146 164V161L145 160H140V159H138L137 160ZM125 162H127V163H125ZM131 162H133V161H130V164H132ZM148 162V163H149ZM134 163V162H133ZM136 163L137 162H135L134 164L136 165ZM147 163V164H148ZM129 165V164H128ZM134 165V166H135ZM211 167H209V166ZM75 166H77V168H75ZM79 166V167H78ZM99 166H100V168H99ZM125 166V167H124ZM137 166V165H136ZM138 167V166H137ZM206 167H208V168H206ZM77 169L75 172H74V175H72L73 174V169ZM79 168V169H78ZM102 168H104L103 170H105V171H103V170H101V171H103V172H106V171H108V172H106V174L105 175H101L100 174V171H99V169H102ZM139 168V169H140ZM212 168H213V170H212ZM234 168V167H233ZM67 169H69V170H67ZM71 169V170H70ZM120 169H122V170H120ZM123 169L125 170L124 172H123ZM138 169V168H137ZM203 169V168H202ZM211 169V170H210ZM121 171V172H123V173H121L120 174V172L119 171ZM205 170H203V171H205ZM67 171V172H66ZM68 171L70 172H72V174H71V172L70 173H68ZM119 173H118V172ZM65 172L67 173V174H69V175H72V177L73 178H75V180L78 182H80V183H85L86 181L85 180H87V185L89 184V186H92V187H90V188H87V187H89V186H87L86 187V185L84 184H81V187H83V186H85V187H83V194H82V192L80 191V189H82V188H80V187H77V185L79 184V182L77 183V182H74V179L72 178V177H69L68 176V178H69V181H67L68 179H67V176H65ZM80 172H83V173H85V174H83V173H81L82 175H79L80 174ZM103 172H102V174H103ZM129 174H127V173ZM206 172V171H205ZM208 172V173H209ZM88 175H87V174ZM97 173H98V176H99V174L101 175V177H99V180H97L98 179V176H96L97 175ZM211 173V172H210ZM66 174V175H67ZM76 175H78L77 177H76ZM83 175H84V177H83ZM131 175V176H130ZM82 178H84V179H82V181L80 180L81 179V177ZM89 176H90V178H89ZM129 176L131 177L130 178V180H131V182H129L128 181V179H129ZM64 177H66V182H65V179H63ZM78 177H80V179L78 178ZM86 177H88V179L86 178ZM97 177V178H96ZM72 178V179H71ZM100 178H102L101 179V181H102V183H101V181H100ZM74 182V184H73V182L71 181V180ZM191 179H189L190 181H191ZM209 181H207V180H204V182H203V187L205 186V187H207V185H208V183L210 182V179L209 178H207ZM63 180V181H62ZM88 180H89V182H88ZM171 180V179H170ZM172 182H173V180H171ZM171 181L169 182L170 184H168V186L169 185H172L171 184ZM205 181H207V183L205 182ZM72 182V183H71ZM77 185H76V184ZM107 183V184H106ZM135 183V182H134ZM206 183V184H205ZM105 184H106V186H105ZM74 185V186H73ZM83 185V186H82ZM103 187H102V186ZM108 185V186H107ZM158 185V184H157ZM174 185V184H173ZM79 186H80V184H79ZM104 186L105 187H107V188H104ZM136 188H135V187ZM73 187H76V188H73ZM101 187H102V190H104V189H108L109 190V188H111V190H109V191H114L115 192V194H117V195H115L114 194V192H113V194L115 195V196H117V198L119 197V200H117L118 202H120L121 201V204L122 205H126V204H128L129 206L127 207V205H126V209H128L129 211H130V213H129V211L128 212H126V211H121L120 213L121 214H118V217L120 218H118L117 220H118V223L120 222V224H121V221H122V225L121 226H123V230H125L126 231V233H129L130 234V236H129V234L127 235L126 234V237L124 238V236H121L122 237V239L123 240H120L121 238H119V237H117L118 236V234H117V236H115L114 235V233H115V231H114V233H112L113 232V230L112 229H115V228H120V224H118V225H115V227H113V228H110L109 230H108V232L110 233L111 232V235L108 233V235H110V237H114L115 236V240H116V237L117 238H119V240H117V241H115V242H112V241H110L111 243H108V244H105V246H106V248H105V250H103L104 248H103V246H102V248L101 247H98L97 245H95V247H94V250L95 249H97V251H98V253L96 254V253H94V250L92 251V253L90 252L89 254L87 253V256H86V254H83L82 252L79 254V250H74V253L72 252L73 250V248H71V246H68L67 247V245L69 244V243H66V245L65 244H63L62 245V248H66V249H69L68 251H65L64 249H63V251H64V253L62 254V255H65V257H68V260H67V258H64L65 259V261L66 262H64V259H63V257L64 256H62L61 254V256H59V254H58V256H56V258L54 257L60 250H62V248L59 246L58 248L57 247H55L56 249H57V251L58 252H56V250H55V248H53L52 247V244L50 245V242L51 241H53L54 242V239H53V237H54V233L56 232V230L54 231V227H56L55 229H57V227L59 228L60 227V225L62 224L61 222H62V218H64L65 220H66V218H68V214L71 216V215H73V214H75L76 215V213H77V211H72L73 209L74 210H76L78 207V205H77V202H79V201H77V200H75V199H79V197L81 198V199H83V200H87L86 202H88V200H89V198L87 197V195L89 194V197L92 195V192H93V194L95 193H97V192H99V190L100 191H102L101 190ZM109 187V188H108ZM157 187V186H156ZM160 187V188H161ZM171 187V186H170ZM74 190L75 189V191H72V189ZM78 188H80V189H78ZM92 188L94 189V190H96V191H94V190H92ZM96 188V189H95ZM100 188V189H99ZM174 188V189H173ZM76 190H77V192L79 193V192H81V194L82 195H80V193L78 194L77 192H76ZM84 190H86V191H84ZM153 190V191H152ZM174 190H176V192H177V195H176V192H175V195L176 196H174V197H177V196H182V195H184V196H182V197H180V198H177V200H176V198H174L175 200H172V202L173 201H175V203H179V204H175V203H173V204H175V205H170L168 202H169V200L171 199V198H168V196H171V195H174ZM91 191V193H89ZM74 192L75 193H77V195H79V197H77V195H76V197L73 195L74 194ZM155 194H154V193ZM192 193H191V195L193 194V196H195L196 197V195H197V191H191ZM85 193H87V194H85ZM139 193V192H138ZM185 193V194H184ZM196 193V194H195ZM166 194H168L167 195V198L169 199L168 201H167V199H166ZM195 194V195H194ZM70 195V196H69ZM75 197V199H73L74 197ZM84 196V197H83ZM155 197H156V195H155ZM158 197H156V198H158ZM194 197V198H195ZM72 198V199H71ZM159 199V198H158ZM185 200V201H183V200ZM163 200V201H162ZM179 200V201H178ZM69 201H70V203H69ZM74 201L76 202V205H74L75 203H74ZM148 201H147V203H148ZM158 201V202H157ZM162 201V202H161ZM164 201L165 202H167L166 203V205H164ZM180 201H183V203L180 205ZM85 202V203H86ZM135 202L133 203V204H135ZM264 200L262 201V203L261 204H263V205H258L256 208H253V210L254 209H256V210H254V213L253 214H247V216L248 217H252L253 215H254V217H252V219L254 220H251V221H253L252 223H249L248 222V220H250L249 218H246L247 219V221H244V223H243V226H244V228L243 229H245V230H247V231H249V232H247V231H245V232H247V237H245L246 236V233H244V231L242 230V234L241 235H243V236H239V237H243V238H240L239 239V237H238V240L236 239L235 241L236 242H234L235 243V245H232L230 248L229 247H227V249L225 250V251H223V254H222V252H221V254H219L218 256H217V258L216 259H214V260H216V261H213V263L211 262H209V263H207V264H223L224 262V264H229V262L231 261L230 260V258L229 257H234L236 254H238V253H240V252H244L245 251V249H247V246L246 247H244L248 242H246V241H249V239H251L252 240V242H253V244H252V246L253 245H255L256 243H257V241H258V237H257V235L259 236V235H261L260 234V232L262 231L261 230V228L260 227H262L263 228V225H264V209H263V206H264ZM80 203H81V200H80ZM80 203H78V204H80ZM84 202H82V204H81V208L79 209H77V210H82L84 207H85V204ZM170 203H171V200H170ZM189 203V204H188ZM85 204V205H84ZM121 204H120V206H121ZM150 204H153V203H151L150 202ZM167 204H169V205H167ZM172 204V203H171ZM76 207V209L73 207ZM84 205V206H83ZM124 205V206H125ZM161 205H163V206H161ZM177 205H180V207H178ZM183 205V206H182ZM82 206H83V208H82ZM133 206V205H132ZM159 206H161V207H159ZM165 206H167V208L165 207ZM168 206L170 207V208H172V207H176L175 208V211H174V208H173V210L172 209H169L168 208ZM191 206V207H190ZM260 206H262V209H263V211H260L261 209V207ZM70 207V208H69ZM79 207H80V205H79ZM122 207V206H121ZM146 207V206H145ZM159 207V208H158ZM226 207L227 206H225L224 208H225V210H227L226 209ZM260 207V208H259ZM73 208V209H72ZM152 208V209H151ZM154 208V209H155ZM163 208V209H162ZM187 208V209H188ZM125 209V210H126ZM161 209V210H160ZM177 209V210H176ZM180 209V210H181ZM186 209V208H185ZM259 209V210H258ZM75 212V213H73V214H70L71 212ZM172 210V211H171ZM193 210H192V212H193ZM251 209H249V211H250ZM252 210V211H253ZM257 210L258 211H260V212H257ZM171 211V212H170ZM251 211V212H252ZM50 212V213H49ZM70 212V213H69ZM163 212V213H162ZM173 212V213H172ZM175 212V213H174ZM187 212H188V210H187ZM256 212V213H255ZM139 213H140V215H139ZM171 213V214H170ZM258 213V214H257ZM63 214V215H62ZM66 214V215H65ZM161 214H162V217H160L161 216ZM167 214V215H166ZM56 215V216H55ZM57 215H58V217L60 216V215H62V216H60V218H58L57 217ZM74 215V216H75ZM133 215V214H132ZM139 215V216H138ZM144 215H142L143 217H144ZM158 215H159V217H160V219H159V217H158ZM258 215V216H257ZM54 216V217H53ZM64 216H67L66 218L64 217ZM163 216L165 217V218H163ZM225 216H227V215H225ZM81 220L83 219V221L85 222V218H86V214L85 213H82V215H81ZM156 217H158V220H156ZM52 218H53V220H52ZM56 218H58V219H60V223L57 221L58 219H56ZM70 219L72 218V217H69ZM74 218V217H73ZM72 218V219H73ZM146 218V217H145ZM154 218V219H153ZM163 219V222H164V220H165V222L163 223L162 222V219ZM226 218V217H225ZM229 218V217H228ZM226 218V220L228 221V223L230 222V220H231V218ZM142 219V220H143ZM150 219H153V220H155V222L156 221H158V222H160V223H158V222H156V223H153L154 221L152 220V222H150ZM64 220V221H65ZM116 220V221H117ZM127 220H128V222H127ZM148 220V221H147ZM161 220V221H160ZM170 220V219H169ZM235 220H237L236 218H235ZM235 220H234V218H233V220L231 221V223H229V224H231V225H234V224H236V222H235ZM58 222V224H59V226H57V224H55V223H57ZM66 221H72V220H66ZM65 221V222H66ZM126 221V222H125ZM225 221V220H224ZM84 222H82V223H84ZM144 224H143V223ZM149 222H150V224H149ZM164 224V225H166V226H164L162 223ZM179 222H181V223H179ZM124 223V224H123ZM152 223H153V225L155 224V226H153L152 225ZM259 223H261L262 225H260ZM66 224H67V222H66ZM159 224H160V226L163 228V226H164V228L161 230V228L159 229L158 227H160L159 226ZM180 224V225H179ZM184 224H185V226H184ZM149 225L151 226V227H149ZM158 225V226H157ZM231 225L229 226L230 228H231ZM117 226V227H116ZM255 226H259L258 228L257 227H255ZM149 227V228H148ZM156 227V228H155ZM247 227H249V229L247 228ZM95 228L96 227H94V230H92V231H97L98 230V228H96V230H95ZM122 228V227H121ZM120 228V229H121ZM140 228V229H141ZM146 228V229H145ZM148 228V229H147ZM151 228V229H150ZM155 228V230L153 231V229ZM175 228V229H174ZM183 228V229H182ZM253 228V229H252ZM255 228L257 229V230H255ZM161 230L160 232H159V234L158 235H160L161 234V238H157L159 241H157V240H155V243H151V245L149 246V239H151L150 238V236L152 237V232L154 233L156 230ZM53 230V231H52ZM138 230L139 231H141L140 233H138ZM178 230V231H177ZM181 230H182V232H181ZM117 231V230H116ZM127 231H132V232H127ZM162 231V232H163ZM172 231V232H171ZM186 231V230H185ZM259 232V234H257L258 232ZM52 232H54V233H52ZM75 231H73V233H74ZM180 233V235H179V233ZM52 233V234H51ZM155 233H158V231H156ZM154 233V234H155ZM170 233V234H169ZM177 233V234H176ZM183 235H182V234ZM250 233V234H249ZM112 234L114 235V236H112ZM153 234V235H154ZM173 234V235H172ZM50 235V236H49ZM73 235V234H72ZM72 235H71V237H72ZM74 235H75V233H74ZM125 235V234H124ZM137 237H136V236ZM158 235H155V238H156V236H158ZM182 235V236H181ZM129 236V237H128ZM145 236V237H144ZM179 236V237H178ZM258 238H256V237ZM108 237V236H107ZM106 237V238H107ZM135 237H136V239H135ZM142 238V239H138V238ZM154 237V236H153ZM249 237V238H248ZM51 238L53 239V240H51ZM69 238H70V236H69ZM143 238H145V239H147V242H144V241H146V240H144V241H141V240H143ZM155 238H152L150 241H154L153 239H155ZM49 239H50V241H49ZM70 239H72V238H70ZM109 239L110 238H107L106 240H108V241H103L102 243L104 244V242L106 243V242H109ZM169 239V240H168ZM173 239V240H172ZM248 239V240H247ZM256 239H257V241H256ZM69 240V239H68ZM112 240L114 241V238H112ZM133 240V241H132ZM134 240H135V242H134ZM171 240H172V247H170L169 245H168V243H171ZM250 240V241H251ZM130 241H132V242H134L135 243V245H134V243H132V242H130ZM157 241V242H156ZM167 241V243H166V245H168L169 247L167 248L166 247V245L164 244L165 242ZM141 242H143L144 244H145V246H143L144 244L143 243H141ZM178 242L176 243V246L178 245ZM245 242H246V244H245ZM48 243H49V245H48ZM142 244V246H141V244ZM250 243V242H249ZM110 244V245H109ZM126 244H128L127 246H126ZM140 244V246H137V245H139ZM153 244H155L154 245V247H157V248H159L158 250H156L155 251V249H153V251H155V252H150V251H152V249H151V247L153 248ZM164 244V245H163ZM233 244V243H232ZM245 244V245H244ZM49 247H48V246ZM134 245V246H133ZM161 245H163V248H161L162 246ZM171 245V244H170ZM231 245V244H230ZM50 246H51V248L52 249H54L55 251H53V253H51L52 252V249L50 248ZM63 246H65V247H63ZM104 246V247H105ZM124 246H126V248H124ZM159 246V247H158ZM252 246H248V247H252ZM70 247V248H69ZM140 247V248H139ZM164 247H166V248H164ZM245 248L244 250H243V248ZM48 248H49V250H48ZM119 248V249H118ZM149 248H150V250H149ZM169 248H171L170 250H169ZM72 251H71V250ZM98 249H101V250H98ZM113 249H115L114 251H113ZM121 249V250H120ZM163 249V250H162ZM103 250V251H102ZM109 250V251H108ZM119 250V251H118ZM169 250V251H168ZM75 251H76V253H77V255H78V257H76L75 256ZM100 251V252H99ZM158 251V252H157ZM166 252V253H169V255H168V257H167V255H164V254H166L165 252L164 253H160V254H157V253H159V252ZM61 252V251H60ZM59 252V253H60ZM66 252V253H65ZM68 252V253H67ZM70 252V253H69ZM96 252V251H95ZM102 252H103V254H102ZM123 252V251H122ZM152 253V254H148V253ZM157 252V253H156ZM171 252V253H170ZM236 254H235V253ZM62 253V252H61ZM71 253H73L72 255H71ZM105 253V254H104ZM82 254H83V256H82ZM90 254H92V255H90ZM153 254H155V255H157L156 257L158 258H156V260H154V258H155V256L153 255ZM163 254V256H161ZM234 254V255H233ZM68 255V256H67ZM80 255V256H79ZM90 255V256H89ZM102 255H104V256H102ZM106 255V256H105ZM151 255H153L154 256V258H153V256H151ZM158 255H160V257L161 258H159V256ZM223 255V256H222ZM83 257L82 259H79L80 257ZM86 256V257H85ZM116 256V255H115ZM164 256H166L167 258L166 259H168V261H166V259L164 258ZM55 258V260H52V259H54ZM57 257H59L58 259H57ZM61 257H62V259H63V261H62V259H61ZM77 258V259H76ZM128 258V257H127ZM126 258V259H127ZM145 258H147V259H145ZM172 258V257H171ZM231 258V259H232ZM60 259V260H59ZM84 259V261H82ZM116 259V258H115ZM164 259V260H163ZM78 261V262H75V261ZM101 260V259H100ZM165 261V262H163V261ZM171 261H172V259H170ZM228 260V261H227ZM117 260H115L114 261V263L113 264H123L122 262L121 263H119V261H117ZM140 261H141V263H140ZM171 261H169V263L171 262ZM102 262V260L101 261H99V263L96 261V263L97 264H102L101 263ZM160 262H158L159 264H160ZM86 263V264H87ZM151 263V264H152ZM157 263V264H158ZM169 263H165V264H169ZM259 264L258 262H253L252 264ZM67 264V263H66Z\"/></svg>","mask_w":264,"mask_h":264}]
</instances>
